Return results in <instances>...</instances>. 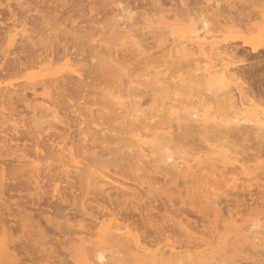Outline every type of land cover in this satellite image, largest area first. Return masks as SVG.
<instances>
[{
	"label": "rangeland",
	"instance_id": "374dc122",
	"mask_svg": "<svg viewBox=\"0 0 264 264\" xmlns=\"http://www.w3.org/2000/svg\"><path fill=\"white\" fill-rule=\"evenodd\" d=\"M21 1H24V0H21ZM41 1H45V2L43 3ZM41 1H40L41 6H39L38 9L41 12H44L45 14L47 13V16L45 15L46 17L50 18V16L53 17L55 14H57L56 12H53V10H52L53 8L50 5L52 2L51 0H41ZM102 1L103 2L106 1L107 3L103 4ZM151 1L152 0H75L74 2H72V0H69V4L77 3V5H79L77 7L78 8L77 11H76V8H74V6H77V5L72 4L75 11L72 10V8H71V10H69L70 12H68L69 14L67 13L69 16L67 14H63V16L60 17V19H59V22H61V23H58V22L53 23V21H52L53 18L51 17L50 18L51 24L49 23V25L44 26L41 31H39L38 28L34 27L31 22L30 23L27 22L28 20L25 17L21 18L20 15L18 16L19 18L17 19V21L12 22L10 20L7 22V26L9 28V32H7V33H9V34L6 33L5 38H3L1 40V43L3 44L2 48H4V49L7 48V46L9 45V42L12 38L16 39L14 42L16 43L17 47L19 46V44L21 45L23 42H24L26 48H27V46H29L30 42H28V44H27V41H29V40H25L21 43L19 42V41H21L19 30H21L23 23L26 21L25 22L26 27L25 26L24 27L26 29L29 28L28 34L32 33V37H34L36 34H38V35L41 34L42 36H44L45 34L50 33L51 31H49V30H51V29L56 30V32L58 31L57 32L58 33L57 39L52 38L54 45L52 47L53 48V53H52L53 60H51V61L52 62L54 61L56 53L60 57L56 56V59H55L56 61L54 63H52V65L50 64L51 61L49 62V60L52 59V57H51L47 61L46 60L42 61L41 62L42 64H40V63L37 64L36 68H34V70L32 69L33 67L28 68L24 72L27 74L26 77H30L28 79H25V77L22 78L20 76L15 77V78L14 77H11V78L6 77L4 79V82H3L4 84L7 82H12L16 86L18 84H21L19 82V80L20 81L22 80V82L24 80L33 81V80H35L34 79L35 77L38 78L39 82H41L40 79L44 78L42 82H45V81H47L46 78H48V80H50L51 78H54V76H56V77L58 76L56 80H59L58 78H61L63 81L65 79H68L70 81V79L72 77H73L72 79H75L77 77L75 74L71 73V69L72 68H78L77 71L80 73V70H81L82 74L80 73L81 74L80 80H79V78H76L78 80H75V82L76 81L77 82L78 81L83 82V84L86 85V88L83 84L76 83L74 85V87L73 86L71 87L72 90H70V91H72L71 92L72 94L74 91V94L72 97V94H70L71 96H68L69 95L68 93H70V91L68 89H70V86L73 85L74 80L71 79L72 84H71V81L70 82L68 81L70 84L67 81H65L66 86H65L64 90L66 89V87H68L65 91L63 90L64 86L62 85V83L64 84V82L59 81L57 83V85L59 84V86H61L62 91L65 92V94L64 93L63 94L67 95L69 97L68 98L66 96L67 98L65 99V96H62V93L59 94V92H58L59 96L63 97V99H61L62 101L60 100V97H59L60 101H58V102H62L64 104V106L62 103L57 105V106L60 105L62 108L61 109L59 107L60 111L58 109V111H59L58 113H59V115H61L60 116L61 122L52 119L50 115L44 116V114H45L44 112H43L44 117H42V114H41L42 111L41 110H43V109H41L42 106H40V103H39L40 101H42L40 96H35L34 97L35 101L33 98L28 99V100H31L30 106L33 104V102L36 103L39 101L38 102L39 105H38V103H36L34 106L32 105L33 109L32 108H29V109L25 108L23 106V103L21 105V101L16 102L15 106L17 105L16 106L17 109H16V111L14 110L15 115H14V112L12 110H8L10 112L11 111L13 112V113L11 112L10 114H8L9 113L8 111L7 112L3 111L0 108L1 114L6 113L5 116L0 115V117H1L0 118V151H1L0 152V160H1L0 161V177H1L0 178L1 179V181H0V207L3 208V209H0V245H1L0 246V253H1L0 259L2 258L1 259L2 262L0 261L1 262L0 264H3V263L4 264H13V263L14 264H96V262H97V264H152V263L153 264H171L174 261H176L177 259L180 260V258L182 257V254H183V257L186 255H187L186 257L189 256L188 257V261L190 260L189 264H264V238H263V236H264L263 235V233H264V228H263V226H264V124L259 123L261 121L257 120L259 118H260L259 120H264V52H262V51L259 53L253 52L251 49V46H250V42L254 43V44L264 42V17L261 18L258 16L259 17L258 18L256 16L258 21L255 17V13L258 14L257 11L260 9V6L262 4L264 5V0H261V2L258 0V3H257V1L255 2L256 4H258L259 7L256 4L254 5L253 2L255 0L253 2L250 0V2L253 3V6L250 5L251 3L249 4V2H248L249 0L248 1L241 0V1H244L243 3L239 2V0H237L239 3H241L239 5L244 6V7L247 5L249 7L250 10L249 9L245 10L243 7H242V9H244L245 11L248 10V12H250L249 13L250 16L254 13V16H253L254 18L250 19L249 22L242 21V23L240 22L239 24H238L239 20L235 18V15L233 13L235 8L240 10L241 7L238 8V6H237L238 3L233 5L235 0H220L221 3L218 0L219 8L221 10L219 8L218 9L221 12L223 10H225L222 12L224 15H225L224 12H226V10H228L227 12L231 11L229 13L226 12L227 14L225 16L227 17V19H225L226 17L223 16V14L221 13V15L224 19H222L220 16V18L222 19V21L220 19V22H224V21L228 22L229 20H231L229 23L225 22V24H226V26L228 24H229L228 26H231V25L232 26L229 29L227 27L228 30H224L222 28H225L226 26L224 24H222L223 27L220 26L221 27V29H220V27H217V25H219V22L217 21L216 22L217 25L216 24L213 25L215 23L214 22L215 20L212 17L213 15H209V16H211V18H210V20L207 18V20L210 21L212 23V26H213L211 29L213 32V33L211 32L212 38H210L209 40L211 42L213 41V43H217L216 46H218V47H220L222 45L221 46L222 48L220 47V49H224V44H227V42L225 43L226 39L227 40H230V39H236L237 40L235 42L236 45L234 44V42H232L233 45L231 44L229 48L225 49L226 53L229 55L224 54V51H222L223 59L226 60V62H227V63L225 61H223L224 63L221 62L223 64H219L220 61H218L219 59L217 60L218 56L214 55L215 54L214 52L216 50L214 51V50L210 49V47L209 48L206 47V46H208V44H205L204 45L205 48H203L202 50H199V47L197 46V44L192 43V39H188L191 42L188 41L187 39H185L187 41L183 42L184 43L183 47H182V44H178V47L175 46L178 42L181 43L180 41L184 40V37L186 38L187 35L191 34V33L189 34L187 32V29L189 31L193 26H195L196 24H199L198 22H196L197 21L196 18H195L196 20H194L195 15H194V17H192L191 16L192 13L191 14H188L187 12L185 13V11L188 10L189 8H190L189 9L190 11L193 10V9L191 10V7H190L191 4H190V6H188L189 5L188 3L192 2L191 0H189V1L186 0V1H188L187 6L189 7L188 8L186 6L187 9L182 7V5H180L178 7L177 4H179V0H160V1L154 0V2H157L158 5L160 3H163L161 5L162 9L159 7L163 13L158 9V7H157L158 5H156V3H154L155 5L152 4L153 2H151ZM158 1L160 3H158ZM195 1L197 2L198 0H193V2H195ZM237 1H235V2H237ZM9 2L12 3L13 8L16 9V7H14V5H13L15 2L13 0H9ZM28 2H30V4L32 3V5H33L36 2V0H28ZM101 2H102V4H101ZM193 2H192V5H196V8L194 6H192L194 8L193 13H195V14H196V11H195L196 9L197 10L200 9L199 11L202 10L204 12L203 14H205L206 9L208 8V4H209V7L212 5V7H210V9H208V12H210L211 9H213L215 7V4H213L214 1L212 2V0H201L200 2L198 1L199 4H197L196 2H195L196 3L195 4ZM229 2H231V3H229ZM48 3H50L49 7L51 6V8L48 7V5H47ZM173 3H174V7H173ZM205 4H207V5H205ZM220 4L221 5L224 4L223 7L225 5L226 6L224 8H221ZM231 4H232V6H231ZM120 5L121 6H127L128 5L129 9L132 8V14L137 12L136 13L137 15H135V16H139V14H141V16H144L145 18L147 17L148 20H150V21H145V22H147V23L153 22V24H150L149 26H146V27L143 26V28H142V25H141V24H143V22L141 21L142 17L141 16L137 17V18H139L138 20L136 18L137 23H138V26L137 25L136 26H137V28H139V26H140V28H142L143 32H141V33H145V34H143V35H145V37H146V31L149 32L150 29H151V31L154 32V30H155L158 33L161 29H159V31H158V29H156L157 26H164V27L167 26L166 29L168 31H166V34H163V33H165V31L163 32V30H165V28L163 27L164 29H162V31L160 32L161 35L158 33V35H157L158 37L156 36L155 33L153 34V32H152V35L156 36V37L155 36L153 37L151 35L153 38L151 36H148L151 33V32H149L147 37H146L147 39L146 38L141 39V41H142L141 46H140L139 42L137 41V43L140 47H138L133 41H129V38H128V40H127V38H124V41H123V39L118 40V41L116 40L115 41L116 45L114 46V49H116V50H114V51H116L117 54H115V55H117L118 58L123 56V59L121 58V59L115 60L116 57L115 58L112 57V58H114L115 61L119 60L118 62H121L123 60L122 63L124 65H129V66H126L125 69H122L119 74H116L114 77L110 78V80L111 79L114 80L113 81L114 83L112 81H110V83H108L106 80H104L102 82L101 79L103 77H104V79H106V78H108V76L102 77V75H101L102 78L98 77V75H99V74L97 75L98 69H97L96 75L93 74L96 71V68L98 66L95 67V70H94V68L91 67L92 70L91 69L90 70L92 73L90 71L88 73H86L85 72V71H87V70H85L86 65L83 66L82 64L89 63L90 66H91V64L94 66V62H96L95 56H97V54H98L97 52H98L99 48H93L94 50H92L91 47H93V46L96 47V45L98 44V42L96 40H99L100 39L99 37H101V39H100L101 41L104 39L103 36H99L100 33L98 35L97 30H95V29L99 28V30H103V29L105 30V28H103L104 26H108V27H109V25L111 26V24L113 22L112 19H113L114 15L117 13V11H118L117 8ZM152 5H153L154 9L151 8ZM175 5H177V6H175ZM203 5H204V9L202 8ZM69 6L72 7L71 5H69ZM171 6L173 8L172 9L173 11H174V8L176 9V7H178L179 9L184 8V9H180V10H183L184 13L186 14L185 15L182 12L184 14V16H188V17L184 18L182 13L178 12L180 10H176L175 13L178 12L180 14L179 16L175 14L176 17H183L184 19L183 18L174 19L173 16H175V15H173L172 17H171V15H169L170 13H172V10H170V8H169ZM197 6H198V8H197ZM90 7L93 8L91 12H89ZM155 7H157V8L155 9ZM205 7H207V8H205ZM248 7H246V8H248ZM166 8L169 10V12L167 11L168 12L167 16L165 15L166 10H167ZM251 9H252L253 13H251ZM73 12H75V13H73ZM208 12H206V13H208ZM71 13L74 14L77 18L74 15L70 16ZM142 13H144V15H142ZM230 13H232V15H233V16L231 15L232 19H231ZM30 14L32 16H35L36 12L31 11ZM93 14H94V16H93ZM162 14L165 16L160 18V16H162ZM173 14H174V12H173ZM209 14H212V12ZM228 14H229V16H228ZM235 14H236V12H235ZM65 15H67V18H64ZM103 15H105L106 18ZM90 16H91V18H89ZM71 17L76 18V19H73L74 20L73 24H71V22H69V20L72 19ZM92 17H93V19H92ZM103 17L106 20H102V19H104ZM191 17L193 18L194 21H192ZM228 17L230 18L229 20H228ZM88 18L93 22H90V20ZM212 18H213V20H212ZM233 18L236 19L235 20L236 22L233 21ZM64 19L65 20L68 19V20L65 21ZM178 19H180V20H178ZM20 20H21V22H20ZM88 20L91 24L88 23ZM97 20H99V21H97ZM139 20H140V22H139ZM2 21H4V20H2ZM18 21H19V23H18ZM232 21L235 22V23H233L234 26L232 24ZM100 22H102V23H100ZM210 22H209V25L211 26ZM243 23H244V26H239L240 24L243 25ZM247 23H250L249 25H250V27L252 25V28L247 27L248 26ZM66 24H67V27H66ZM235 24H238V25L235 26ZM86 25L88 27L89 26L94 27L93 30H90V29H92L91 27L87 28ZM75 26L77 27V29H79L78 26H81V27L78 31H76L77 29L75 28ZM214 26H215V29H213ZM70 27H71V29H70ZM232 27H234V28L232 29ZM240 27L243 29L244 28H247V29L250 28L252 31L250 29H248L249 31L247 29H245L246 34L243 32L245 35H243V33H242V35H243L242 37L238 36V34H237L238 32L237 33L232 32L233 30L245 31V30L241 29ZM65 28L67 31L64 30ZM81 28L88 29V31L90 30V32H87L86 30H81ZM152 28H155V29L152 30ZM60 29H62V31H60ZM68 29L70 31L76 29V30L72 31L71 33L78 32V34H79V31L87 32V34H85V33L83 34V37L80 38V40L78 41V44L74 43L76 45V47H74L75 45L70 44V43L74 42V41L76 42L78 37H80V36H78L77 33H76V35L72 34V35H74V37L78 36L75 39L72 35L69 34ZM63 30L66 33L65 32L63 33ZM99 30H98V32H99ZM103 32L101 33V35L105 36V33L103 34ZM137 32H140V31H137ZM189 32H191V30ZM88 33H91L92 37L94 36L93 39L89 40V42H88V39L92 38V37ZM65 34L67 35L66 37H65ZM95 34H97L98 36ZM79 35H82V34H79ZM84 35H85V37H84ZM164 35H166L167 37L165 36V39H163L164 40L163 41V40H161V37L163 36V38H164ZM71 36H72V38H71ZM63 37L66 40H63L64 39ZM137 37L139 38V36H137ZM158 38L160 39V41H158L159 40ZM174 38H176V39H174ZM242 38H246L249 41V43H246L244 45ZM94 39H96V40L94 41ZM153 39H156V41ZM138 40H140V38ZM56 41H59V42H56ZM64 41L68 42L70 45H72V47H71V46L67 45L68 43L67 44L65 43L66 45L64 44L66 50L70 48L68 52H71V53L73 52V53L71 55H68L66 58L65 57L61 58V55L63 54V51H64V48L62 45L64 43ZM96 42H97V44H96ZM131 42H133V44H135L136 46L132 45ZM102 43H103V41H102ZM91 44H93V46ZM58 45L61 46L63 49L62 48L60 49V47ZM173 45H174V48H173ZM12 47L13 46H10V47H8V49L11 50L10 48H12ZM54 47H55V49H54ZM233 47H235L236 49ZM74 48L78 51L76 52V50ZM77 48H79V49H77ZM112 48L113 47H111V49ZM170 48L172 51H170ZM175 48H179V49L181 48L182 50L181 49L180 50L175 49ZM231 48L234 49L233 51L235 52V54H234V52H232V50L230 51ZM81 49L83 51H81ZM96 49H98V50L96 51ZM105 49H104V47L102 48V50H105ZM220 49H218V50H220ZM176 50H177L178 54L181 51L182 52L186 51V53L183 52L182 53L183 56H181V54H179L181 57L180 56L177 57L178 55H175ZM114 51L113 50L110 51V53L112 52L113 56H114V53H113ZM199 51H201V52L203 51L204 54H206L208 52L207 54L210 56L212 62L216 61V60L218 61V62H213V63H216L215 69L216 68L218 69L220 66L223 68H225L227 66L228 72L230 74H232V72H233V76L235 75L233 77L234 80H233V78H228V79L225 78L226 80L223 81L224 83H222V84L216 83L217 84L216 85V84H209V82H207L206 79H204V80L203 79H197L195 77V75H197V76L199 75L198 77H201L202 75L200 76L201 71H199V72L195 71V72H198L197 74L194 73L193 70H195L194 69V67H195L194 64L196 63L195 61L198 62L200 60H203V61H200V64H199L200 66H202L203 62H206V60L204 58H205V56H207V54L205 56H203V53H200ZM78 52H82L80 56H79L80 53L78 54ZM101 52H104V51H101ZM106 52H107V49H106ZM76 53L78 56H76ZM108 53H106V54L104 53V56L107 55ZM165 53H167V55H166L167 57H168L169 53H170L169 56H172L171 54L173 53L174 55L171 57V59L173 57H175L176 58L175 61H173L174 59L173 60H169V59L167 60L166 56H165V58L167 61L164 60L165 59L164 58ZM222 53H220V56L222 55ZM73 54H74V56H73ZM85 54H86V56H85ZM88 54H89V57H90V55H92L91 56L92 59L88 58L89 59L88 60L86 58V60H88V61H86V63H85V61H84L85 58H83V56L88 57ZM53 55H55V56H53ZM147 55H148V57H146ZM213 55H214V57H213ZM232 55H234V58L232 57ZM110 56H111V54H110ZM149 56L150 57L153 56V57L150 58ZM202 57H204V58L202 59ZM212 57H213V59H212ZM225 57L227 59H225ZM177 58H181V59L178 60ZM229 58L231 59V61L233 60L234 62L232 61L229 63ZM124 59L129 64L126 61L125 62L127 64H125ZM238 59H240V61H238ZM78 60L79 61L81 60V62H79ZM242 60H244V61H242ZM68 63H70L71 65L67 66ZM73 63H74V65H72ZM143 64H144V66H143ZM46 65H47V68H46ZM87 66H88V64H87ZM90 66H88V68H90ZM95 66H96V64H95ZM59 67H60V69H59ZM93 70H94V72H93ZM64 71H67V74H66L67 76L65 75L67 78L63 79L64 74L62 75V72L66 73ZM68 73H71L73 75V76H71L69 74L71 76L70 79L68 78V77H70L68 75ZM31 74H33V75H31ZM83 75H84V77H83ZM19 77L21 79H19ZM95 77H97V78H95ZM202 78H204V77H202ZM9 79H11L12 81H10ZM14 79H16V80H14ZM98 79H100V81ZM56 80L54 79L53 82H57ZM107 80L109 81V79H107ZM238 80L241 81V83ZM127 81L131 82V86H130V83H128ZM15 82H19V83H15ZM49 82L51 83L52 80ZM49 82L47 81L48 84H49ZM237 82L240 83V84L238 83V87L236 85ZM141 83H142V85H141ZM137 84H139L141 86H139ZM0 85L2 86L3 84H0ZM54 85L57 86L56 83H54ZM40 86L41 85H39L38 87H40ZM80 86H82V88ZM129 86L131 88H134V89H132L133 91H131L133 93L129 92L130 95H128L127 98H125V95L127 94V90L125 88H130ZM38 87H37V91L42 89L41 87L40 88H38ZM241 87H243V89H242V94L240 95V93L238 92V88L240 89ZM100 91H102V92H100ZM75 92H77V94ZM78 92H79V94H78ZM26 93H27L26 94L27 97H29V96L33 97L32 93L30 91L28 92V90H27ZM98 97H100L101 99H104V103L102 102L103 100H100V98H98ZM122 97H124V99H125V100L123 99V102H125V103L127 102L125 104L126 108L124 106H123L124 107L123 108L121 105H119L120 107H117V105L112 107V105H114L115 102L120 100ZM173 98L179 99L177 102L181 103V106L179 105L180 108L176 109L175 113H174L175 115H180V116L182 115L180 117V119L177 121L175 119H173L174 115L169 114V111L171 110L169 108V105L172 104ZM97 99L99 100V102ZM95 100L99 104H101V103H103L104 105L106 104V106L104 107V105L102 104L103 107H101V105L99 107L98 106L99 104H97L96 102H93ZM129 100L130 101L132 100L133 102L135 101L136 103L141 104V106H139V105L138 106L141 107L142 110H145L144 111V114L146 115L145 117L151 116L150 118L143 120L144 119L143 114H140L139 119H137V121L134 122V124L136 122L139 123L138 125L141 126L139 128L140 130L138 128H135L136 130H132L134 127H138V126H134L132 124L128 125V123H130L132 121H130V122H129V120H128V122L126 121L127 116L129 114L134 113V110H135V107L130 104L132 101L129 103ZM151 102H153V103H151ZM240 102H243L244 104L249 103L250 105L252 103H254V104H252L253 106L252 105L250 106V110L243 111V110L238 109V107L244 106V105H241ZM112 103H114V104H112ZM72 104H74L75 106L74 105L72 106ZM110 104H112V105H110ZM77 105L82 106V107L80 106L81 107L80 110H79V108L77 110V107H78ZM184 105H186V106H184ZM254 105H255L256 110L253 108ZM36 106L40 107V108L39 107L38 108H39V110L41 109L40 110L41 112L38 111V108ZM138 106H136V107H138ZM96 107L98 109L100 108L101 112L103 109L104 113L99 114L100 111L99 112H98V110L96 111L95 110V109H97ZM251 108L253 109V111ZM34 109H36L37 111ZM109 109H112L111 112L109 111ZM191 109L192 110L195 109L198 111L200 110L199 111L200 113H205L206 116L209 117L208 119H206L207 121L203 122L204 128H205V123H207V125L210 123V126L206 125L207 130H205L203 128V130L208 131V132H205L202 129L197 128L198 126H195L198 121L197 122L195 121L196 122L195 123L191 120L185 119L188 116V114L190 113L187 111H190ZM70 110H74V112L70 111ZM2 112H5V113H2ZM94 112H95V114H98L101 116L96 117ZM18 113H21V114L17 115ZM32 113H36V114L34 115ZM109 113H111V114H109ZM261 113H262V115H261ZM39 114H41V115H39ZM107 114H109V115H107ZM6 115L8 116V118L9 117L10 118L9 119L6 118L7 117ZM30 115H32L33 120H31ZM110 115H112V116H110ZM208 115H210V116H208ZM243 115H246L247 117H250V118H251V116L252 117L257 116L256 119L254 117L253 118L256 121H258V123L256 121H253L254 119L252 120V122H243V121L232 120V118L234 116H237V117H239V119H241L243 117ZM11 117H15V118L17 117L16 119H20V122L16 123L15 121H17V120L14 118L11 119ZM24 117L26 118V120H24L25 119ZM101 117H102V119H101ZM217 117L218 118L221 117L222 119H224L222 121H221V119L218 120L217 123L220 124V126L223 125L226 128L227 127L226 125H230V127L232 125L231 128H233L234 126H239V125L242 126L244 124L246 131L243 130L244 126L243 127L239 126L237 128V130L239 129L238 131L236 129H233L234 131L230 130V132H229V130H228V133H227L225 131L229 127L226 128V130L224 129L223 126L221 128H219V126H217L218 124L214 120V119H217ZM48 118H49V120L51 118L52 121L51 120L49 121ZM62 118H63V120H62ZM95 118H97V119L95 120ZM7 119H8V121H5ZM29 119H30L29 123L31 122L30 125L27 122ZM182 119H184V120H182ZM43 120H45V121H43ZM46 120L48 122H50V125ZM120 120H122V123H120ZM230 120H231V122H230ZM24 122L27 125H25ZM56 122H58L59 124ZM101 122L105 123V124L103 125ZM126 122H127V124H126ZM201 122L202 121H200V123ZM35 123L37 124V128L35 129V131H32V130H34L33 128H35ZM52 123H53V125H51ZM100 123L103 127H107V126H114L115 127V125L117 126V123H118V126L121 124L119 127H117V129L119 131L116 130V128H115V130L118 131V133H116V132L115 133L118 135V138L120 137V140L123 142V144L121 143V141L119 139H115V141L111 142L112 140H110V139L113 138V140H114L115 136H112V137H110L111 135L107 136V138L108 137L110 138L109 140L107 138H103L102 136L107 134L106 130H103L102 132L98 131L100 133L98 135H101V137L103 138V139L102 138L101 139L105 140L104 142H102L103 146L107 144V141H108V144H111V145H109V147H111L114 144V142L115 143L118 142V146H119V144H122V145L129 144V143L135 142L136 138H139L140 139L139 142H142V143H140L141 144V153L138 152V154H139V155L137 154L138 157L136 154H135L136 156L132 155L135 150H133V151H131V150L135 149V148H132L131 150L128 149L129 155L132 152L131 156L133 158L134 157L138 158V161H136L135 159L134 160L136 161V163H138L139 169L136 171L128 169L129 171H132L131 173L133 174V176H131L132 175L131 173H127V172L125 173L124 172V169L126 167H128V166L131 167L132 161H131V163L129 162L130 165H126L128 163L124 162V161L128 162V157L126 158V156H124L125 157L124 158L122 156L124 159L122 157H118L121 159H117V157L115 155L116 160L113 159L114 157H112V156H110L111 159L109 158L110 160H108L107 157L109 155L106 156L104 154L105 155V157H104L102 154H100L103 151V150L99 149V147H100L99 144L101 142L99 140L100 136L99 137L96 136L97 130H100ZM123 123H124L126 128L124 127V125H122ZM200 123H198V124H200ZM47 124H48V127H47ZM106 124H107V126H106ZM11 125L17 126L19 128L18 130L23 132L24 135H26V138H28L27 135L34 134L35 136H33L31 138L33 139V141L35 143H33L32 140L30 141V139H26V138L25 139L20 138L18 140L17 139L18 134H16L17 136L16 135L14 136L12 131H11L12 134L10 133L9 128H11V129L13 128ZM8 126H9V128H7ZM20 126L21 127L23 126V128L20 129ZM215 126H217L218 128H215ZM26 127L27 128L29 127V130L31 129V131L33 133H31V131H29V130L27 131ZM53 127H55V128H53ZM5 128H7L6 133L4 132ZM25 128H26V131L28 133L30 132V134H28L25 131ZM111 128H113V127H111ZM22 129H24V130H22ZM101 129H104V128H101ZM36 130H39V131H36ZM164 130L165 131L168 130L171 133V136H170L172 139L171 141H167L166 139L160 138L159 136L161 134L158 137H153V134H149L151 132L153 133V131L154 132H164ZM7 131H9V133H7ZM120 131H121V133H120ZM139 131H142V132H140L141 134L143 132H145V133H143L141 135L139 133ZM48 132L50 134L55 132L54 134H56V136L54 135L52 137L51 135H49L50 137L48 138V134H49ZM103 132H106V133H103ZM236 132H238V133H236ZM147 133H148V136H145V134H147ZM111 134H114V130H112ZM2 136H3V138H2ZM4 136H5V138H4ZM59 136H60V138H59ZM95 136L98 139H96ZM45 137H47V139H46L47 143H50V144L46 143ZM63 137H64V139H63ZM13 138H15V139H13ZM57 138L60 140H57ZM130 138H131V140L134 139V141L131 142ZM40 140L43 142L45 141L44 143H46V144L42 146V144H39V143H41ZM55 141H57V142H55ZM119 141H120V143H119ZM127 141H128V143H127ZM225 141L229 142L228 149L230 150L231 153H227L228 149H226V146L223 144ZM3 142H5V143H3ZM51 142H52V144H51ZM16 143L17 144L19 143L20 148H23L24 146H25V148L27 146L30 147L31 145H29V144L33 143L32 144L33 147L31 146L33 148V150H32V148H29L30 151H29V149L25 150L24 148H23V150L34 153L33 155L35 157L31 153L29 154V152H23V150L19 148V145H18V147H16V145H17ZM54 144L56 145V147L53 148L52 146H54ZM93 144L96 145V147H93L94 146ZM220 144H221V146H220ZM59 145H63L64 149L66 147L65 151H68L67 148L70 147L73 150L72 154H73V157L76 158L75 160L77 161L78 159H80V162L78 160L79 164L77 165L78 168L80 167L79 168L80 173L77 174V169L75 168L74 161L68 162V161L64 160V158H63L62 162H61V158H62L61 155L65 156L64 154L66 152H64V154L60 153V156H61V157L59 156L60 161L59 160L56 162L53 161L54 156L56 157L57 155H59L58 154L59 149L57 148V147H59ZM116 145H113V146L116 147ZM13 146L18 151H16L15 149H14L15 151H13V149H12V148H14ZM46 146L51 148L52 150L55 149L57 154L55 153V150H53L54 152L51 149L48 150L49 148H47ZM222 146H224L225 148H223ZM105 147H107V146H105ZM105 147H104V149H105ZM169 147H171V150L174 152L177 149L182 148V150H187L189 152V156H187L188 155V153H187L186 157H188V158L191 156L194 157L191 160L188 159L189 160L188 164L190 165V168L188 171L185 170V171H182L179 173L178 170H176L178 173L175 172L177 174L174 175L175 170H173V172H172L171 171L172 169L169 170V168H167V167H166L167 169H164L162 167L163 164H162V161L160 159L163 158L162 156H163L164 151L166 150V148H169ZM10 149H12V150H10ZM71 149H69V150H71ZM97 149H99V150L96 152ZM211 149H213V151H211ZM11 151L15 152V153H12ZM104 151H106V150H104ZM19 153H22V154L20 155ZM24 153H28L29 155L28 154L26 155ZM37 153H39L40 155ZM45 153H46V155L50 154V155H48L49 157L54 155V153L56 155L52 156L51 158L46 156L47 158L44 159ZM97 153L100 154L101 158L99 156H97L98 155ZM89 154L95 158L93 159V157H91ZM15 155H16V157H15ZM22 155H25L24 157H22V160H24L27 157V161L26 160H24V162L21 161L20 156H22ZM76 155H78V156H76ZM37 156H39V157H37ZM82 156H83L84 160H83ZM139 156H140V158H143L144 160H148L149 162L148 161L147 162L142 161V159H139ZM205 156H210V157L207 158ZM6 157H8V158L6 159ZM17 157L20 160L15 161V160H17ZM42 157H43V159H42ZM57 157L54 160H57ZM66 157H68V156H65V159H66ZM103 157L107 159V161L105 159L106 162H104V159H102ZM132 157H129V160ZM153 157L158 158L157 163L159 165L156 163V165H158V167L155 165L156 168L152 165L153 162H156V161L151 162L152 161L151 159ZM13 158H14V160L11 161V159H13ZM236 158H237V161L235 160ZM85 159H87V162ZM112 159H113V161H111ZM203 159L205 162L204 161L202 162ZM63 160H64V162H63ZM117 160L118 161L120 160V162H122L121 160H123L124 163L123 162L122 163L125 164L126 167L125 166H124V168L121 167L122 163L119 162L120 163L119 164ZM109 161L111 162V164H114V161H116V163L114 165L119 166L122 169H120L118 167L119 169L117 170L116 169L117 167L114 168V167L110 166V164L108 163ZM243 161L244 162L246 161V163H243ZM12 162L14 164L17 163L16 166L17 165L18 166L15 168L12 167L13 166ZM195 162H196V164H195ZM206 162H207V166L209 167L208 169H206L207 168L206 166L204 167V164ZM4 163H6V164L8 163L7 167ZM9 163L11 164L10 168L11 169L14 168L15 170H10V168H8ZM19 163L21 165L24 164V166H19L20 165ZM58 163H60L61 166H58L59 165ZM86 163L90 167L89 166L86 167V168H88L87 172L89 170V173H88V177L85 175V174H87V172L84 174V176H86V177L83 178V180H82V183L84 186V188H83V186L80 184V180H77V176H79V174H81L80 169H82L83 164H86ZM240 163H242L243 165H241ZM48 164L50 166H51V164L54 165L55 170L53 171L52 170L53 168H51ZM67 164H72V165L68 166ZM161 164H162V166H161ZM244 164H245V166H244ZM106 165L110 166V167H107L108 172L104 169L106 167ZM199 165H201V166L203 165L202 168L199 167ZM40 166L42 168H43V166H45L43 168L44 171L41 169ZM55 166L58 167V170H57V167L55 168ZM196 166H197V168H196ZM30 167H32L31 168L32 171H31ZM33 167H34V171H35L34 173H33ZM198 167L200 168V170ZM4 168L6 169V171L9 170L8 172L10 175H8V173H7L9 178H7L8 176H6V172H5ZM27 168L30 169L29 170L30 173L26 170L29 173L27 175L28 176L27 178H29V176L32 178L33 175H37L38 172H39L38 175L41 174L39 177L40 180L39 179L37 180V184L39 186L34 183V181H35L34 178H32L33 184L31 183L32 180L31 181L28 180L29 182H27V180H26L27 178L25 179V174L21 173L22 171L26 173V171H24V169H27ZM86 168H84V169H86ZM241 168H242V170H241ZM133 169H135V168H133ZM205 169H206V171H205L206 174H204V177L201 176L202 178L206 177L210 183H213V181L216 178L218 179V180L216 179L217 180L216 182H217V185H218V183H219V185L216 186V189H213V190L214 191L216 190L218 192L219 191L222 192V195H220V192L218 193L215 191L216 194L218 193V195H216L217 198H215L216 197L215 195L212 196V193H211V196L210 195L208 196V193L210 191L207 192L206 189L204 188V185H202L203 182L199 181L201 177L200 176L198 177V175H202L204 173ZM215 169H216V173L217 172L219 173V174L217 173L219 176H217V174L214 173ZM64 170H65V173H64ZM75 170H76L77 175L74 174L73 178H71L72 177L71 174H73V173H71L70 171L75 172ZM119 170H123V172L125 173V176L123 175L124 173L120 172ZM126 170H127V168L125 169V171ZM165 170H166V172H164ZM198 170L200 171V174L197 175ZM223 170H224V173L227 172V174L220 172ZM45 171L49 172V174L51 171V173L53 172V175L54 174L56 175L57 172H59L60 174L57 173V175L59 177L53 176V178L50 174V178H49V177H46L48 174ZM109 171H110V173H109ZM167 171H171L173 174L170 172H167ZM66 172L68 174L70 173L69 177H68V174ZM104 172L106 173V176H107V178L105 180L108 179V182H112L111 183L112 186L107 181H106L107 183L103 181L105 186L106 185L107 186L105 187L103 185V187L101 188L102 190H101L100 187L102 186L101 184L103 182L99 181V180L103 179V178H101L100 174H102ZM192 172H195L196 175L193 173L194 175L190 176V174ZM44 173H45V175L46 174L47 175L46 176L43 175ZM220 173H222V174H220ZM169 174H170L171 178H172V175H174V178H172V179L175 181L171 182L172 179L170 181L166 180L167 179L166 176ZM223 174L226 177V181L223 179L224 178ZM17 175H18V177H16ZM60 175L64 176L63 178H65V179L60 177ZM135 175H137V176H135ZM186 175H189L188 178L191 177L190 180L194 183V185L192 184L191 181L186 182L188 184V186L190 184V187H188L186 185V183H185V181L187 180L185 178V177H187ZM134 176H135V181H134ZM170 176H169V179H170ZM207 176H209V177H207ZM14 177H16V179ZM178 177H181V178H178ZM18 178L23 179L22 183H24V184L26 183L25 184V185H27V186H25L26 188L23 187L24 184L22 186V184L14 183L15 180L20 183V180H18ZM74 178L76 181H79V183L78 182L75 183L76 185H78V188L73 183V182H75ZM153 178L154 179L156 178L158 180L155 179L156 181L154 183ZM61 179H62V182L60 181ZM184 179H185V181H184ZM192 179H194V181ZM196 179H197V182H195ZM210 179H214V180H210ZM97 180L99 181V183L101 182L100 187L97 186V184H99V183L96 184ZM150 180H152L151 184H150ZM181 180L184 182L181 183L180 182ZM46 181L48 183L51 182L50 184H47L49 186H47V185L45 186V184L47 183ZM65 181H67V183ZM119 181H121V182L119 183ZM145 181L147 184L145 183ZM157 181H159V182H157ZM168 181H169V183H168ZM222 181L226 186L222 183ZM39 182H40V184H39ZM70 182H72L73 184H70ZM115 182L117 184H122V186L126 185V187L123 188L120 186H116L117 184ZM163 182H165V183H163ZM170 182H171V184H170ZM27 183H29V185L32 184L31 188L29 187L30 189L28 188L29 185ZM68 183L70 184V188H69ZM84 183H85V185H84ZM16 184H17V186L20 185L21 187L16 189V187H17ZM67 184H68V187H66ZM86 184H87V186H86ZM149 184H150V188H149ZM5 185L7 188L5 187ZM12 185H14V187L16 186L15 189H12ZM40 185H42L43 187ZM71 185H73L75 188ZM151 185H152V188H151ZM199 185L203 186V188L202 187H200V188L203 189L204 192L202 191L203 192L202 194H204V196L201 194V192H199V190L201 191V189L198 188ZM227 185H229V186H227ZM10 186H11L12 190L10 189ZM35 186L37 187V189H35ZM85 186H86V190H85ZM32 187H33V189H32ZM44 187L48 188V189H46V188L45 189L49 190L48 191L49 194L51 193L50 198H48V196H49V194H47L48 192L44 191ZM104 187L106 188L105 190H104ZM162 187H164V188L162 189ZM186 187H188V188H186ZM218 187H219V189H218ZM3 188L5 190L8 189L7 194L3 193V191H4V190H2ZM38 188H40V189H38ZM54 188L56 189L55 191L53 190ZM120 188L122 190L124 189V191L122 193H121ZM57 189H62V190H57ZM146 189H148V192ZM151 189H152V191H151ZM209 189L212 190V188H209ZM35 190H38V193L35 192ZM41 190H43L44 192H47L46 193L47 194L46 199H45V197H46L45 193H41V192H43ZM81 190H82V192H81ZM145 190L147 193L145 192ZM186 190H188V193H189L187 195L184 192ZM56 191H58V193ZM107 191H108V193L106 194L105 192H107ZM60 192L65 193L64 196H66L67 200H65V197L62 196L63 194L61 195ZM71 192H72V194H71ZM124 192H125V194H123ZM152 192H154V193H152ZM57 194L60 195V197H58V198H60L59 200L62 201V204H64L63 202H65L64 207L63 206L61 207L62 204H59L60 205L59 206L58 202L54 201L53 195L57 196ZM8 195L10 197H8ZM42 195H43V197H42ZM11 196H13V197H11ZM192 196L195 199H192ZM205 196H207V198ZM6 198L7 199L10 198L9 199L10 201L8 202V204L6 203V201H4V199L6 200ZM30 198L32 200H30ZM33 198L35 199V201ZM42 198H44V199H42ZM27 199H29L30 201ZM40 200H44V202H46L45 203L46 205L43 204V201H42V203L39 202ZM50 200H52V202H50ZM63 200H65V201H63ZM22 201L30 202L28 205L29 208L27 207L28 203L23 202V203H27V204H25L27 210L24 207L25 205L24 206L19 205L20 202H22ZM33 201H34L35 205L33 204V206H32ZM53 201L56 203L53 204ZM18 202H19V204H17ZM38 203H40L39 206H38ZM48 203H49V205H47ZM59 203H61V202H59ZM9 204H11V207L8 206ZM54 205L55 206L57 205L55 207V209L53 208ZM134 205L137 206L138 208L135 207ZM18 207H19L18 210L20 211V214L22 213L24 208L26 210L25 211L26 214L31 211L29 214H27L28 217H30L29 220H27L28 219L27 216H26L27 219L25 218L24 215H26V214L23 215V213H22V215L24 217L21 216V217H18V219L15 218V217H17V215L18 216L20 215V214H16L17 212L19 213V211L17 209H16L17 211H14L13 213L11 211L15 208H18ZM10 208H12V210ZM202 208H204L205 210ZM40 210H42L43 212ZM59 210H60V212H58ZM14 214H16V215H14ZM98 215H100V216H98ZM203 215H205V216H203ZM114 216H115V218H114ZM95 217H98L97 220L94 219ZM22 218L25 220H23ZM253 219H254V221L256 220L257 222L258 221L260 222V223L258 222L259 226L261 225V228L259 231L260 233L258 232V230H259L258 227H256V228L253 227V229L247 227L248 225H246V224H251L250 222ZM14 220H19L20 223L18 221L17 222L14 221ZM22 220L24 221L23 223L21 222ZM114 220H115V222H118L120 228H116L114 226ZM248 221H250V222H248ZM25 222H27L26 223L27 226L25 225ZM28 222H30L33 226L31 224H28ZM93 222L98 223V224L97 223L95 224L96 227L94 226ZM89 223H92L94 227L92 226V224H89ZM79 224H81V226L84 224H86V225H84V227L83 226L80 227ZM88 224L91 226H89ZM101 224H102V226H101ZM110 224H111V227H109ZM121 224H122V226H120ZM24 225L26 226V228ZM28 225H31V226L28 227ZM57 225H58V227H57ZM87 225L89 227H85ZM105 225H107V226H105ZM229 225H231V226H229ZM22 226H24V227H22ZM61 226H62V228H61ZM99 226H100V228H99ZM112 226L114 228H116V230H114V228H112ZM249 227H250V225H249ZM66 228H67V230H66ZM80 228L83 229L82 230L83 232L84 231L85 232L83 233ZM87 228H90V229H87ZM110 228H112V229H110ZM243 228H246V229L248 228V229L245 231V229H243ZM73 229L77 230V231L75 230L76 233H73L74 231L71 232ZM119 229H121L122 231H120ZM261 229H263L262 234H261ZM99 230L102 231L103 235L102 234L100 235L101 232ZM250 230H252V232ZM114 231H118L119 235L117 232L114 233ZM29 232H31V236L27 235V234H30ZM37 232H38V235H37ZM89 233H91V234H89ZM247 233L250 235L251 234H254V235H252L251 237H250V235H248L249 237L248 236L245 237V234H247ZM85 234H88V236L91 238L87 239L86 238L87 236ZM114 234H115V236H113ZM214 234H215V236H214ZM83 235H84V237H83ZM94 235H95V237H92ZM212 235L214 236L213 242H212ZM109 236H111V237H109ZM123 236H124V238H123ZM127 236H129V238ZM152 236H153V238H152ZM79 237L82 238L81 241H80ZM156 237H158V239L155 241ZM254 237H256V238H254ZM70 238H72V240ZM134 238H136L138 240V242H135L133 240ZM150 239L151 240L153 239V241H151ZM253 239H255V240L257 239V240L255 241ZM242 240H243V242H242ZM42 241L43 242L45 241L46 244L43 243ZM149 242L151 243V245H149L150 244ZM209 243H211V244H209ZM7 244L9 246L12 244L13 246L11 248L9 247L10 248L9 249ZM133 244H134V246L138 245V247L136 246V250H134L135 247L133 248V246H132ZM93 245H96V246H93ZM152 245H154V246H152ZM160 246H162V250L160 249L161 248ZM141 247H144L145 250H144V253L140 255L137 249L139 248V250L142 252ZM156 247L158 250L155 249ZM71 249H73V250H71ZM184 249H185V251H184ZM98 250L99 251L103 250L102 252L104 255V259L102 261H99L96 257V253ZM133 250H134V253H133ZM155 250H156V252L160 251V250L161 251H160V253H157V255H156ZM73 251H75V252H73ZM153 251H154V253H153ZM170 251L175 252V253L177 252V255L179 254V257L175 256V258H177V259L173 260L175 258H174V255H169L171 253ZM200 251H203V252H200ZM162 252L165 254H163ZM73 254H74V256H73ZM150 254L152 255V259H154L155 256H157L153 260L154 262H151L152 259L149 258V256H151ZM206 254H207V256H205ZM159 255H161V257ZM13 256H14V260H13ZM78 256H79V258H77ZM137 256H139V257L137 258ZM7 257H9V258H7ZM135 257L137 258V260L135 259ZM172 257H173V259H172ZM212 257H213V259H212ZM115 258H116V260H115ZM3 259L4 260L6 259V260L4 261ZM148 259H149L150 263L148 262ZM10 260H11V262H10ZM74 260H76V261H74ZM178 260L176 261L177 263H178ZM181 260H182V258H181ZM196 260H198V261H196ZM138 261H140V262H138ZM188 261H187V258L185 260V257H184L183 260L179 264H184L182 262H185V263L187 262V264H188ZM173 264H175V263H173Z\"/></svg>",
	"mask_w": 264,
	"mask_h": 264
},
{
	"label": "bare ground",
	"instance_id": "6f19581e",
	"mask_svg": "<svg viewBox=\"0 0 264 264\" xmlns=\"http://www.w3.org/2000/svg\"><path fill=\"white\" fill-rule=\"evenodd\" d=\"M13 1L15 2L13 5H14V7H16V9L13 8L12 3H10L9 0H6V1H5V0H0V84H3L2 86L0 85V108H1L3 111H6V112H7L8 110H12V111L14 112V110L16 111V109H17V108H16L17 105L15 106L16 102H20V101H21V105H22V103H23V106H24L25 108H28V109H29V108H32V109H33V106H34L36 103H38L39 101L36 102V103L33 102V104H32L33 106L31 105V106H32V107H31V106H30V104H31V100H28V99H31V98L34 99L35 96H40L42 101H40L39 103H40V106H42L41 109H43V110L40 109V110L42 111V113H41V114H42V117L47 116V115H50L52 119L61 122V121H60V116H61V115H59V113H58V112L60 111L61 106H60V105L57 106V105H58V104H61L62 102H58V101H60L61 99H63L62 96H65V99H66L68 96H71V95H70V94H72V93H71L72 91H70V90H72L71 87H72V86L74 87V85H75L76 83H78V84H83V82H79V81H78V82H77V81L75 82V80H78V79H76V78H79V80H80V78H81V74H82L81 70H80V73H81V74H80V73L77 71L78 68H72V69H71V73H73V74H75V75L77 76L76 78L74 77L75 79H72L73 77L71 78V76H73V75H72L71 73H68V75H69V74L71 75V76L69 75L70 77H68V78H69V79L71 78L72 80H74L73 85H71V86H70V89H68V90L70 91V93H68V94H69L68 96H67V95H64V94H65L64 91H65L68 87H66L65 90H64V88H65V86H66L65 81L68 82L69 80H68V79H65V80L63 81L61 78H58L59 80H56L58 76H57V77L54 76V78H51V77H50V78H51L50 80H48V78H46V80H47L48 82L51 81V80H52V82H53L54 79L57 81V82H53V83H52V82H51V83L49 82V84L47 83V81L42 82L44 78H43V79H40V78H39V79L41 80V82H39L38 78H36V77L34 78L35 80H33V81L24 80V81L22 82V80H21V81L19 80V82H20L21 84H18V85H16V86H15L12 82H7V83H5V84L3 83V82H4V79H5L6 77H9V78L14 77V78H15V77L20 76V77H22V78L25 77V79L30 78V77H26L27 74L24 73V72H25L28 68H30V67H33L32 69L34 70V68H36V65H37V64H39V63L42 64V63H41L42 61H45V60L47 61L49 58L52 57V53H53V48H52V47H53V45H54V43H53V41H52V38L57 39V34H58V33H57L58 31L56 32V30L51 29V30H49V31H51V32L45 34L44 36H42L41 34H40L41 36L38 35V34H36L34 37H32V33H31V34H28V33H29V32H28V29H29V28H28V29L25 28V27H26V26H25V22H26V21H25V22L23 23V26H22L21 30H19L20 38H21L20 40H21V41H19V40H18V41L21 43V42H23V41H25V40H29V41H27V44H28V42H30V43H29V46H27V48H26V46H25V44H24V42H23L21 45L19 44L20 47H19V46L17 47V46H16V43L14 42L16 39H13V38H12V39L10 40L9 45L7 46V48H5V49L2 48V45H3V44L1 43V40H2L3 38H5V34H6L7 32H9V28H8V26H7V22H8V21H10V20H11L12 22L17 21V19L19 18L18 16L20 15L21 18H24V17H25V18L28 20L27 22H29V23L31 22V23L33 24L34 27L38 28L39 31H41L42 28H43L44 26L49 25V23H50V21H51L50 18L52 17V16H50V18L46 17V16H47V13L45 14L44 12H41V11L38 9V7L41 6V3H40L41 0H36V2H35L33 5H32V3L30 4V2H28V0H24V1H21V0H13ZM51 1H52L51 4L48 3L47 5H48V7H49V4H50V5L52 6V8H53V9H52L53 12H56V13H57V14H55V15L53 14V15H54V16L52 17V18H53V19H52L53 23H54V22L61 23V22H59V19H60V17L63 16V14H67L68 12H70L69 10H71V8H72V10H74V8H76V11H77V9H78L77 7L79 6V5H77V3H74V4L71 3V4H69V0H51ZM74 1H75V0H74ZM74 1L72 0V2H74ZM156 1H157V0H156ZM159 1H160V0H159ZM159 1H158V3H160ZM188 1H189V0H188ZM188 1H186V0H179V4H177V3H176V4L178 5V7H179L180 5H182V7L186 8V9H187V7L190 6V4H191V6H190V7H191V10H192V9L194 10V8H193L192 6H194V7L196 8V5H192L193 0H191L192 2L190 1L191 3H188L189 5L187 4ZM198 1L200 2L201 0H198ZM198 1H197V2L195 1V2H196L197 4H199ZM213 1H214V2H213ZM219 1H220V0H219ZM235 1H237V0H235ZM235 1H234V4H233V5H235L236 3H238V4H237L238 8L241 7L240 10H238L237 8H235L234 12L232 11V12L234 13V15H235V18L239 20V21L237 20V21H238V24H239L240 22L242 23V21L249 22L250 19H253V18H254V17H253V16H254V13L252 12V9H251V13H253V14L251 15V16H252V17H251L250 14H249L250 12H248V10L245 11L246 9H249V7H248L247 5H246L245 7L239 5V4H241V3H239V2H242V3H243L244 1H241V0H239V2H238V1L235 2ZM246 1H248V0H246ZM251 1L253 2L254 0H251ZM256 1H257V3H258V0H255V1L253 2L254 5L256 4V3H255ZM259 1L261 2V0H259ZM41 2L44 3L45 1H41ZM76 2H77V1H76ZM102 2H103V1H102ZM102 2H101V4H102ZM151 2H153L152 4L156 3V5H158L157 2H154V0H152ZM195 2H193V3H195ZM212 2H213V4H215V7H214L213 9H211L210 12H208V9H210V7H212V5H211L212 3L210 4V5H211L210 7H209V4H208V8L205 7V8H207V9H206V12H208V13L205 12V14H203L204 12H203L202 10L199 11L200 9H199V10L196 9V10H195V11H196V14H195V13H193V10L190 11V10H189L190 8L188 7L189 9L186 10L185 13H186V12H187L188 14H191V13H192V15H191L192 17H194V15H195L194 20L197 19L196 22H198L199 24H196L195 26H193V27L190 29L191 32H189L190 30L188 31V29H187V32H188L189 34L191 33V34H190L191 36H190V35H187L186 38L184 37V40L180 41L181 43L178 42L175 46L178 47V44H182V47H183V44H184L183 42L187 41L188 39H192V43L197 44V46L199 47V50H202L203 48H205L204 45H205V44H208V46H206V47H207V48L210 47V49H212V50H214V51L216 50V51L214 52V53H215L214 55H215V56H218V58H217V57H216V58H217V60L219 59V60H218V61H220L219 64H223V63H224L223 61L226 62V60L223 59V53H222V51H224V54L229 55V54L226 53L225 49L229 48L230 45L232 44V42H234V44H235V42H236L237 40H236V39H230V40H227V39H226V40H225V43L227 42V44H224V49H220V47H221L222 45H221V46L219 45L220 47H218V46H216L217 43H213V41L211 42V41L209 40L210 38H212V33H213L212 30H211L212 27H213V26H212V23H211L210 21L207 20V18H208L209 20H210V18H211V16H209V15H213L212 17H213L214 20H215V21H214L215 23L213 22V23H214L213 25H215V24L217 25L216 22H217V21L219 22V25H217V27L222 26V24H224V25L226 26L225 22H227V21L220 22V19H221V18L224 19V18L222 17L221 13H222L223 11H225V10H223L222 12L220 11L221 9L219 8L218 0H212ZM248 2H249V4L251 3L250 0H249ZM104 3L106 4L107 2L105 1V2H103V4H104ZM196 3H195V4H196ZM220 3H221V1H220ZM227 3H228V2H227ZM229 3H231V2H229ZM232 3H233V2H232ZM253 3H251L250 5L253 6ZM72 4H73V5H77V6H74V8H73ZM162 4H163V3H160V4L157 6L158 9H159L161 12H162V10H161V9H162V7H161ZM249 4H248V5H249ZM69 5H71L72 7H70ZM118 5H119V4H118ZM154 5H155V4H154ZM177 5H175V6H177ZM187 5H188V6H187ZM205 5H207V4H205ZM223 5H224V4H223ZM223 5L220 4L221 8H224V7L226 6V5H225V6L223 7ZM227 5H228V4H227ZM256 5L258 6V4H256ZM42 6H43V5H42ZM51 6H50L49 8H51ZM150 6H151V5H150ZM186 6H187V7H186ZM213 6H214V5H213ZM231 6H232V4H231ZM91 7H92V6H91ZM91 7H90V11H89V12H91L92 9H93V8H91ZM157 7H155V9H156ZM159 7H160L161 9H160ZM173 7H174V3H173ZM178 7H176V9L174 8V11L172 10V9H173L172 6L169 7L170 10H172V13L169 14V15H171V17H172L173 15H175V14L179 16V15H180V14H179L180 12H181V13H182V12L184 13L183 10H180V9H184V8H180V9H179ZM242 7H243L245 10L242 9ZM246 7H248V8H246ZM258 7H259V6H258ZM69 8H70V9H69ZM145 8H146V7H145ZM151 8L154 9L153 5H152ZM177 8H178V9H177ZM197 8H198V6H197ZM202 8L204 9V5H203ZM218 8H219L220 10H219ZM232 8H233V7H232ZM263 8H264V5L262 4V5L260 6V9L258 8V9H259V10L257 11L258 14L255 13V17H256V16H257V17L259 16V17H261V18L264 17V9H263ZM79 9H80V8H79ZM117 9H118V11H117V13L114 15V17H113V19H112L113 22H112L111 26H110V25H109V27H108V26H104L103 28H105V30H104V29H103V30H99V28H96V29H95V30H97L98 35H99V33H100L99 36H103L104 39L102 38V39H103V40H102L103 43H102V41L100 40L101 37H99V38H100L99 40H100L101 42H100L99 40L94 39V41L96 40V41L98 42V44H97V42H96L97 45L95 44L96 47L93 46V44H94L95 42H94L93 44H91V45L93 46V47H91L92 50H94L93 48H99V50L96 49V51L98 50V52H97V53H98V54H97L98 57L95 56L96 62L93 61V62H94V66H93L92 64H91V66H90L89 63H86V61H88L89 59H92V57H91L92 55H90V57H89V54H88V57H84V56H83V58H85L84 61H85L86 64H82L83 66L86 65V66H85V67L87 68V69L85 68V70H87V71H85L86 73H88L89 71L91 72L92 68H94V70H95V67L98 66V67L96 68V71H95V72H94V70H93V72H94L93 74L96 75V72H97V69H98V73H97V75L99 74L98 77H101V75H102V77H103V76H105V77L108 76V78H106V79H104V77H103V78L101 77L102 79L100 78L102 82H103L104 80H106L108 83H110V81H112V82L114 81V80H112V79L110 80L111 77H114L116 74H119V73L121 72L122 69H125L126 66H129V65H124V64L122 63L123 60H122L121 62H118L119 60H118V61H115L116 59H121V58L123 59V56L118 58L117 55H115V54H117V52L114 51V50H116V49H114V46L116 45V44H115V43H116L115 41H116V40H117V41H118V40H122V39H123V41H124V38H127V40H128V38H129V41H133L138 47H140V46H141V42H142L141 39H142V38L145 39V38L147 37V35H148L149 32H151V33H150V35H148V36H151V35H152V32H153V31H151V29H150V31L148 30L149 32L146 31V37H145V35H143V34H145V33H141V32H143V31H142L143 26L146 27V26H149L150 24H153V22H149V23L145 22V21H150V20H148L147 17L145 18L144 16H141V14H139V16L142 17V20H141V21L143 22V24H141V25H142V28H140V26H139V28H137V26H138L137 20L139 19V18H137V17H139V16H135V15H137V14H136L137 12L134 11L135 13L132 14V8L129 9V6H128V5H127V6H121V5H120ZM164 9H165V8H164ZM164 9H163V10H164ZM166 9H167V8H166ZM176 10H180V11H178L179 13H178V12L175 13ZM249 10H250V9H249ZM31 11H35V12H36L35 16H32V15L30 14ZM74 11H75V10H74ZM167 11L169 12V10H168V9L166 10V13H165L166 16L168 15V12H167ZM188 11H189L190 13H189ZM198 11H199V12H198ZM227 11H228V10H226V12H227ZM253 11H254V10H253ZM50 12H51V11H50ZM164 12H165V11H164ZM170 12H171V11H170ZM173 12H174V14H173ZM197 12H198V13H197ZM211 12H212V14H209V13H211ZM226 12H224L225 15H226L227 13L231 12V11H229V12H227V13H226ZM235 12H236V14H235ZM254 12H255V11H254ZM73 13H75V12H73ZM162 13H163V12H162ZM183 13H182V15H183L184 18L188 17V16H184L185 13H184V14H183ZM68 14H69V13H68ZM68 14H67V15H68ZM219 14H220V15H219ZM222 14H223V13H222ZM45 15H46V16H45ZM67 15H65L64 18H67ZM73 15H74V14L71 13L70 16H73ZM133 15H134L135 17H134ZM142 15H144V13H142ZM165 15L162 14V16H160V18L164 17ZM176 15L173 16L174 19H177V18H183V17H176ZM185 15H186V14H185ZM225 15L223 14V16H225ZM231 15H232V13H230V16H231ZM68 16H69V15H68ZM74 16H75V15H74ZM93 16H94V14H93ZM103 16L106 18L105 15H103ZM206 16H207V17H206ZM220 16H221V18H220ZM228 16H229V14H228ZM232 16H233V15H232ZM232 16H231V19H232ZM75 17H76V16H75ZM75 17H71L72 19L69 20V22H71V24L74 23V20H73V19H76V18H77V17H76V18H75ZM104 17H103V18H104ZM192 17H191V18H192ZM225 17H226V16H225ZM257 17H256V19H257ZM259 17H258V18H259ZM68 18H69V17H68ZM89 18H91V16H90ZM89 18H88V19H89ZM105 18L102 19V20H106ZM136 18H137V20H136ZM184 18H183V19H184ZM195 18H196V19H195ZM213 18H212V20H213ZM92 19H93V17H92ZM222 19H221V21H222ZM225 19H227V17H226ZM229 19H230V18L228 17V20H229ZM236 19L233 18V21H235ZM2 20H4V21H2ZM62 20H63V19H62ZM64 20H65V19H64ZM66 20H68V19H66ZM66 20H65V21H66ZM89 20H90V19H89ZM89 20H88V23L93 22V21H91V20H90V22H89ZM94 20H95V19H94ZM102 20H101V21H102ZM178 20H180V19H178ZM187 20H188V19H187ZM194 20H193V18H192V21H194ZM212 20H211V21H212ZM254 20H255V19H254ZM97 21H99V20H97ZM230 21H231V20H229L227 23H229ZM233 21H232V24L236 22V21H235V22H233ZM257 21H258V19H257ZM20 22H21V20H20ZM63 22H64V21H63ZM95 22H96V21H95ZM103 22H104V21H103ZM139 22H140V20H139ZM142 22H141V23H142ZM209 22H210L211 26L209 25ZM18 23H19V21H18ZM53 23H52V24H53ZM65 23H66V22H65ZM100 23H102V22H100ZM50 24H51V23H50ZM90 24H91V23H90ZM163 24H164V23H163ZM220 24H221V25H220ZM238 24H235V26H237ZM247 24H248L247 27H250V25H249L250 23H247ZM103 25H104V24H103ZM105 25H106V24H105ZM136 25H137V26H136ZM228 25H229V24H228ZM228 25H227L226 27L224 26L226 29H225V28H222V29H224V30H228L229 28H231L232 25H231V26H228ZM24 26H25V27H24ZM86 26H87V25H86ZM100 26H101V25H100ZM233 26H234V24H233ZM239 26H244V23H243V25L240 24ZM66 27H67V24H66ZM72 27H73V26H72ZM78 27H79V29H80L81 26H78ZM89 27H91V26H89ZM89 27L87 26V28H89ZM107 27H108V28H107ZM161 27H162V28H161ZM163 27H164V26H157V27H156V29H158V31H159V29H161V30L158 32L159 34H160V32L162 31V29H164V28H165V30H163V32L165 31V33L162 32L163 34H166V31H168V30L166 29L167 26L164 27V28H163ZM210 27H211V28H210ZM222 27H223V26H222ZM227 27H228V29H227ZM75 28L77 29L76 26H75ZM91 28H92V29H90V30H93L94 27H91ZM150 28H151V27H150ZM233 28H234V27H232V29H233ZM240 28H241V27H240ZM250 28H252V25H251ZM250 28H248V29H250ZM70 29H71V27H70ZM72 29H73V28H72ZM76 29H74V30H76ZM79 29H77L76 31H78ZM153 29H155V28H152V30H153ZM213 29H215V26H214ZM220 29H221V27H220ZM241 29H243V28H241ZM245 29H247V28H244L243 30H245ZM248 29H247V30H248ZM64 30H66V28H65ZM64 30H63V33L65 32ZM74 30H71V31H70V30L68 29L69 34H70V35H72V34H75V35H76V33H77V35L80 36V37H78V36H75V37H74V35H72L75 39H76V37H78V39H77L76 42L74 41V42H71V43H70V44H73V45H75L74 43H77V44H78V41L80 40L81 37H83V34H84V33L87 34V32H90V30L88 31V29L81 28V30H86L87 32H81V31H79V34H82V35H79L78 32H75V33L73 32V33H71V32L74 31ZM98 30H99V32H98ZM250 30H251V29H250ZM253 30H254V29H253ZM60 31H62V29H60ZM66 31H67V30H66ZM103 31H104V32H103ZM137 31H140V32H137ZM213 31H214V30H213ZM248 31H249V30H248ZM251 31H252V30H251ZM80 32H81V33H80ZM102 32H103V34L105 33V36H104V35H101ZM211 32H212V33H211ZM232 32H234V33H237V32H238V33H237L238 36H241V37H242L243 35L246 34V30H245V31H240V30L235 31V30H233ZM243 32H244L245 34H244ZM17 33H18V32H17ZM19 33H18V34H19ZM63 33H62V34H63ZM65 33H66V32H65ZM154 33L156 34V36L158 35V33H157L155 30H154L153 34H154ZM179 33H180V32H179ZM239 33H240V34H239ZM242 33H243V35H242ZM247 33H248V32H247ZM7 34H9V33H7ZM18 34H17V35H18ZM67 34H68V33H67ZM69 34H68V35H69ZM88 34H90L91 37H92V34H91V33H88ZM95 35H97V34H95ZM98 35H97V36H98ZM142 35H143V36H142ZM160 35H161V34H160ZM171 35H172V34H171ZM181 35H182V34H181ZM66 36H67V35L65 34V37H66ZM72 36H71V38H72ZM86 36H87V35H86ZM88 36H89V35H88ZM137 36H139L140 40H138L139 38H138ZM152 36H153V35H152ZM152 36H151V37H152ZM154 36H155V35H154ZM154 36H153V37H154ZM156 36H155V37H156ZM165 36H166V35H164V38H163V36H162V37H161V40L165 39ZM172 36H173V35H172ZM188 36H189V37H188ZM248 36H249V35H248ZM251 36H252V35H251ZM84 37H85V35H84ZM89 37H90V36H89ZM89 37H88V38H89ZM93 37H94V36H93ZM93 37H92V38H89V39H88V42H89V40L93 39ZM136 37H137V38H136ZM153 37H152V38H153ZM157 37H158V36H157ZM159 37H160V36H159ZM166 37H167V36H166ZM18 38H19V37H18ZM61 38H62V37H61ZM63 38H64V37H63ZM146 39H147V38H146ZM158 39H159V38H158ZM158 39H157V40H158ZM174 39H176V38H174ZM185 39H187V40H185ZM61 40H62V39H61ZM61 40H60V41H61ZM63 40H66V39L64 38ZM63 40H62V41H63ZM153 40L156 41V39H153ZM172 40H173V39H172ZM179 40H180V39H179ZM208 40H209V41H208ZM137 41L139 42L140 46L138 45ZM158 41H160V39H159ZM158 41H157V42H158ZM163 41H164V40H163ZM177 41H178V40H177ZM188 41H190V40H188ZM242 41L244 42V45H245L246 43H249V41H248L246 38H242ZM13 42H14L15 44H14ZM56 42H59V41H56ZM133 42H131L132 45L136 46L135 44H133ZM190 42H191V41H190ZM229 42H230V43H229ZM65 43L67 44L68 42H65V41H64V43L62 44V45H63V48H64V51H63V54H62V55L60 54V55H61V58H63V57L66 58L68 55H71V54L73 53V52H72V53H71V52H68L70 48L66 50V48H65V46H64ZM66 44H65V45H66ZM70 44L68 43L67 45H69V46L72 47V45H70ZM89 44H90V43H89ZM89 44H88V45H89ZM218 44H219V43H218ZM60 45H61V44H60ZM91 45H90V46H91ZM232 45H233V44H232ZM235 45H236V44H235ZM10 46H13L12 48H10L11 50L8 49V47H10ZM58 46H59V45H58ZM184 46H185V45H184ZM186 46H187V45H186ZM250 46H251V49H252L253 52H258V53L261 52V51L264 52V42L257 43V44H254V43H251V42H250ZM59 47H60V49L62 48L61 46H59ZM66 47H67V46H66ZM74 47H76V45H75ZM101 47H102V48L104 47V49L106 48V49H107V52H106V49H105V50H102ZM111 47H113V48L111 49ZM182 47H181V48H182ZM217 47H218V48H217ZM63 48H62V49H63ZM173 48H174V45H173ZM173 48H172V49H173ZM181 48H180V49H181ZM184 48H185V47H184ZM186 48H187V47H186ZM221 48H222V47H221ZM233 48H235V47H233ZM7 49H8V50H7ZM54 49H55V47H54ZM74 49H75V48H74ZM77 49H79V48H77ZM163 49H164V48H163ZM175 49H179V48H175ZM180 49H179V50H180ZM218 49H220L221 51L218 50ZM235 49H236V48H235ZM242 49H243V48H242ZM75 50H76V49H75ZM109 50H110V51H112V50L114 51V52H113V53H114V56H113L112 52L110 53ZM181 50H182V49H181ZM187 50H188V49H187ZM231 50H232V52H234V51H233L234 49L231 48L230 51H231ZM57 51H58V50H57ZM77 51H78V50H76V52H77ZM79 51H80V50H79ZM81 51H83V50L81 49ZM96 51H95V52H96ZM101 51H104V52H101ZM170 51H172L171 48H170ZM227 51H228V50H227ZM235 51H236V50H235ZM93 52H94V51H93ZM108 52H109V53H108ZM178 52H179V51H178ZM183 52L186 53V51H183ZM183 52L181 51V52H179V54H181V56H183V54H182ZM199 52H200V53H203V56H205V55L208 53V52H207L206 54H204L203 51H202V52L199 51ZM210 52H211V51H210ZM212 52H213V51H212ZM237 52H238V51H237ZM60 53H61V52H60ZM79 53H80V54H79ZM81 53H82V52H78L79 56L81 55ZM102 53H103V54H102ZM104 53H105V54L108 53V54L104 56ZM167 53H168V52H167ZM167 53H165L164 58H165V56L167 55ZM220 53H222V55H221L222 57L220 56ZM58 54H59V53H58ZM110 54H111V56H110ZM179 54L177 53V50H176L175 55H178L177 57H179V56H180ZM232 54H233V53H232ZM234 54H235V52H234ZM55 55H56L57 57L59 56V55H57V53H56ZM55 55H53V56H55ZM150 55H151V54H150ZM169 55H170V53H169ZM169 55H168V57L166 56L167 60H168V59H169V60H173V59H174L173 61H175V59H176L175 57H173V58L171 59V57H172L174 54L172 53V54H171L172 56H169ZM214 55H213V57H214ZM254 55H255V54H254ZM56 56H55V59H56ZM73 56H74V54H73ZM76 56H78L77 53H76ZM85 56H86V54H85ZM109 56H110V57H109ZM181 56H180V57H181ZM219 56H220V57H219ZM224 56H225V55H224ZM59 57H60V56H59ZM69 57H70V56H69ZM96 57H97V58H96ZM112 57H114V58L116 57L115 60H114V58H112ZM146 57H148V55H147ZM149 57H150V56H149ZM152 57H153V56H151L150 58H152ZM169 57H170V58H169ZM213 57H212V59H213ZM227 57H228V56H227ZM232 57L234 58V55H232ZM247 57H248V56H247ZM86 58H87V59L89 58V59L86 60ZM166 58H165L164 60H166ZM183 58H184V57H183ZM183 58H182V59H183ZM203 58H204V57H202V59H203ZM220 58H221V59H220ZM233 58H232V59H233ZM55 59H54L53 62L51 61V60H53V57H52V59L49 60V62L51 61V62H50L51 65H52V63H54V62L56 61ZM145 59H146V58H145ZM147 59H148V58H147ZM177 59L179 60V59H181V58H177ZM204 59L206 60V62H203V65H202V66H200L199 64H200V61H203V60L198 61L199 63H198L197 61H195L196 63L194 62V63H195V64H194L195 67L193 66L194 69H195V70H193L194 73L197 74L199 71H201V72H200V76L202 75L201 77H198L199 75L197 76V75L194 74L195 77H196L197 79H203V80L206 79L207 82H209V84H216V83H217V84H222V83H224V82H223L224 80H226V79H228V78H233V77L235 76V75L233 76V72H232V74H230V73L228 72L227 66H226L225 68H223V67L220 66L218 69H217V68L215 69L216 63H213V62H218V61L216 60V61H213V62H212V61H211V58H210V56H209L208 54H207V56H205ZM225 59H227V58L225 57ZM235 59H236V58H235ZM57 60H58V59H57ZM76 60H77V59H76ZM167 60H166V61H167ZM221 60H222V61H221ZM78 61H79V60H78ZM84 61H83V62H84ZM125 61H126V60L124 59V63L127 64L128 62L126 61V62H127V63H126ZM232 61H233V60H232ZM232 61H231V59L229 58V63L232 62ZM238 61H240V59H238ZM242 61H244V60H242ZM49 62H48V63H49ZM79 62H81V60H80ZM144 62H145V61H144ZM144 62H143V63H144ZM221 62H223V63H221ZM233 62H234V61H233ZM44 63H45V62H44ZM121 63H122V64H121ZM197 63H198V64H197ZM226 63H227V62H226ZM50 64H49V65H50ZM68 64H69V65H68ZM68 64H67V66H70V65H71L70 63H68ZM77 64H78V63H77ZM87 64H88V66H90V68H88ZM95 64H96V66H95ZM128 64H129V63H128ZM64 65H65V64H64ZM72 65H74V63H73ZM146 65H147V64H146ZM34 66H35V67H34ZM83 66H82V67H83ZM143 66H144V64H143ZM42 67H43V66H42ZM82 67H81V68H82ZM91 67H92V68H91ZM43 68H44V67H43ZM46 68H47V65H46ZM67 68H68V67H67ZM67 68H66V69H67ZM39 69H40V68H39ZM59 69H60V67H59ZM90 69H91V70H90ZM56 70H57V69H56ZM240 70H241V69H240ZM54 71H55V70H54ZM195 71H198V72H195ZM229 71H230V70H229ZM57 72H58V71H57ZM64 72H66V73H63V72H62V75L64 74V76H65V75L67 74V71H64ZM99 72H100V73H99ZM38 73H39V72H38ZM91 73H92V72H91ZM156 73H157V72H156ZM228 73H229V74H228ZM28 74H29V73H28ZM44 74H45V73H44ZM44 74H43V75H44ZM31 75H33V74H31ZM62 75H61V76H62ZM75 75H74V76H75ZM236 75H237V74H236ZM64 76H63V79H64V78H67V77H66L67 75H66L65 77H64ZM20 77H19V79H21ZM55 77H56V78H55ZM59 77H60V76H59ZM83 77H84V75H83ZM86 77H87V76H86ZM202 77H204V78H202ZM95 78H97V77H95ZM127 78H128V77H127ZM155 78H156V77H155ZM225 78H226V79H225ZM236 78H237V77H236ZM240 78H241V77H240ZM71 79H70V81H71V84H72V80H71ZM100 79H98V80L100 81ZM107 79H109V81H108ZM113 79H114V78H113ZM131 79H132V78H131ZM9 80L12 81L11 79H9ZM14 80H16V79H14ZM37 80H38V81H37ZM158 80H159V79H158ZM206 80H205V81H206ZM233 80H234V78H233ZM34 81H35V82H34ZM59 81H60V82H61V81L64 82V84L62 83V85L64 86V87H63V90H64V91H62V88H61V86H59V84L57 85V83H58ZM70 81H69V82H70ZM83 81H84V80H83ZM238 81H239V80H238ZM19 82H15V83H19ZM36 82H37V83H36ZM38 82H39V83H38ZM69 82H68V83H69ZM88 82H89V81H88ZM127 82H128V81H127ZM137 82H138V81H137ZM137 82H136V83H137ZM156 82H157V81H156ZM220 82H221V83H220ZM234 82H235V81H234ZM239 82L241 83V81H239ZM239 82H237V84H236L237 87H238V83H239ZM243 82H244V81H243ZM54 83H56L57 86H55ZM85 83H86V82H85ZM113 83H114V82H113ZM128 83H130V86H131V82H128ZM138 83H139V82H138ZM240 83H239V84H240ZM38 84L41 85L40 87H41L42 89H40V90L37 91V87L39 86ZM69 84H70V83H69ZM88 84H89V83H88ZM139 84H140V83H139ZM139 84H137V85H139ZM217 84H216V85H217ZM37 85H38V86H37ZM83 85H84L85 88H86V85H85V84H83ZM141 85H142V83H141ZM141 85H139V86H141ZM58 86H59V87H58ZM67 86H68V85H67ZM76 86H77V85H76ZM78 86H79V85H78ZM127 86H128V85H127ZM130 86H129V87H130ZM40 87H38V88H40ZM80 87L82 88V86H80ZM60 88H61V89H60ZM77 88H78V87H77ZM83 88H84V87H83ZM125 89L127 90V94L125 95V98H127V96L130 95V93H133V92H131V91H133L132 89H134V88H131V87H130V88H125ZM242 89H243V87H241L240 89L238 88V92L240 93V95L242 94ZM27 90H28V92L30 91V92L32 93L33 97H30V96L27 97V95H26V94H27V93H26ZM68 90H67V91H68ZM73 90H74V89H73ZM79 90H80V89H79ZM101 90H102V89H101ZM67 91H66V92H67ZM69 91H68V92H69ZM103 91H104V90H103ZM58 92H59V94L62 93V96H59ZM79 92H80V91H79ZM79 92H78V94H79ZM100 92H102V91H100ZM129 92H130V93H129ZM56 93H57L58 95H57ZM63 93H64V94H63ZM75 93L77 94V92H75ZM73 94H74V91H73ZM73 94H72V97H73ZM76 94H75V95H76ZM104 94H105V93H104ZM101 95H102V94H101ZM105 95H106V94H105ZM105 95H104V96H105ZM66 96H67V97H66ZM59 97H60V100H59ZM61 97H62V98H61ZM101 97H102V96H101ZM106 97H107V96H106ZM106 97H105V98H106ZM119 97H120V96H119ZM68 98H69V97H68ZM98 98H100V97H98ZM102 98H103V97H102ZM70 99H71V98H70ZM78 99H79V98H78ZM123 99H124V97H122L120 100L116 101L115 104L112 103V104H114V105H112V104H110V105H112V107L115 106V105H117V107H120L119 105H121L122 107L124 106V107L126 108L125 104H126L127 102H126V103L123 102ZM72 100H73V99H72ZM74 100H75V99H74ZM97 100H98V99H97ZM100 100H103L102 102L104 103V99H101V98H100ZM124 100H125V99H124ZM178 100H179V99H174V98H173V99H172V101H173L172 104L169 105V108L171 109V110L169 111V114L174 115L173 119H175L176 121L179 120L180 117L182 116V115L180 116V115H175V114H174V113H175V110L178 109V108H180V106H181V103H180V102H177ZM34 101H35V99H34ZM36 101H37V100H36ZM61 101H62V100H61ZM126 101H127V100H126ZM131 101H132V100H131ZM131 101L129 100V103H130ZM152 101H153V100H152ZM73 102H74V101H73ZM93 102H96V103H97L96 100L93 101ZM98 102H99V100H98ZM100 102H101V101H100ZM113 102H114V101H113ZM176 102H177L178 104H177ZM181 102H182V101H181ZM249 102H250V101H249ZM39 103H38V105H39ZM41 103H42V104H41ZM74 103H75V102H74ZM81 103H82V102H81ZM83 103H84V102H83ZM103 103H101V104L97 103V104H99V105H98L99 107H100V105H101V107H103V105H104ZM151 103H153V102H151ZM179 103H180V104H179ZM182 103H183V102H182ZM17 104H18V103H17ZM62 104H63V103H62ZM84 104H85V103H84ZM90 104H91V103H90ZM92 104H93V103H92ZM94 104H95V103H94ZM102 104H103V105H102ZM130 104L133 105V106L135 107L134 113L129 114V115L127 116V118H126V117H125V118L127 119V120H126L127 122H128V120H129V122L132 121V122L128 123V125L132 124V125H134V126H138V127H134V128L132 129V130H136L135 128H138V129H139V128L141 127V126L138 125L139 123H137V122L134 124V122L137 121V119H139L140 114H143V117H144L143 120H145V119H147V118H150L151 116H149V117H145V116H146V115L144 114V111H145V110H142V108L139 107V106H141V104L136 103L135 101H134V102L132 101ZM240 104H241V105H244V106L238 107V109H239V110L246 111V110H250V106H251L252 104H254V103H252V104L250 105L249 103H245V104H244L243 102H240ZM19 105H20V104H19ZM73 105H74V104H72V106H73ZM138 105H139V106H138ZM179 105H180V106H179ZM56 106H57V107H56ZM63 106H64V104H63ZM74 106H75V105H74ZM77 106H78V107H77V110H78V108H79V110H80L81 107H82L81 105H80L81 107H80L79 105H77ZM105 106H106V104L104 105V107H105ZM136 106H138V107H136ZM184 106H186V105H184ZM252 106H253V105H252ZM36 107L38 108L39 106H36ZM36 107H35V108H36ZM59 107H60V108H59ZM124 107H123V108H124ZM37 108H36V109H37ZM39 108H40V107H39ZM39 108H38V111L41 112V111L39 110ZM96 108H97V107H96ZM107 108H108V107H107ZM253 108L255 109V105H254ZM32 109H31V110H32ZM36 109H34V110H36ZM58 109H59V111H58ZM61 109H62V108H61ZM114 109H115V108H114ZM251 109H252V108H251ZM91 110H92V109H91ZM95 110H96V111L98 110V112L100 111L99 114H103V113H104V112H103V109H102V112H101L100 108H99V109L97 108V109H95ZM107 110H108V109H107ZM111 110H112V109H109L110 112H111ZM185 110H186V109H185ZM185 110H184V111H185ZM255 110H256V109H255ZM12 111H11V112H12ZM36 111H37V110H36ZM70 111H73V112H74V110H70ZM181 111H182V110H181ZM199 111H200V110H199ZM199 111H198V110H195V109H193V110L191 109L190 111H187V112H190V113L188 114V116L186 115L187 117H186L185 119H187V120H191V121H193V122H195V121L197 122V121H198L197 123L195 122V123H196L195 126H198L197 128L203 130V128H204V126H203L204 123H203V122H204V121H207L206 119H208L209 117H207L205 113H200ZM252 111H253V109H252ZM8 112H9L8 114L11 113L10 111H8ZM13 112H12V113H13ZM34 112H35V111H34ZM43 112L45 113L44 116H43ZM80 112H81V111H80ZM91 112H92V111H91ZM182 112H183V111H182ZM212 112H213V111H212ZM2 113H5V112H2ZM36 113H37V112H36ZM36 113H32V114L35 115ZM89 113H90V112H89ZM209 113H210V112H209ZM5 114H6V113H5ZM5 114H1V113H0V115H2V116H3V115L5 116ZM8 114H7V115H8ZM19 114H21V113H18L17 115H19ZM41 114H39V115H41ZM94 114H95V112H94ZM109 114H111V113H109ZM109 114H107V115H109ZM210 114H211V113H210ZM7 115H6V116H7ZM12 115H13V114H12ZM14 115H15V112H14ZM58 115H59V116H58ZM95 115H96V117H98V116L100 117V116H101V115H98V114H95ZM261 115H262V113H261ZM10 116H11V115H10ZM21 116H22V115H21ZM30 116H31V120H33L32 115H30ZM110 116H112V115H110ZM208 116H210V115H208ZM113 117H114V116H113ZM123 117H124V116H123ZM128 117H129V118H128ZM184 117H185V116H184ZM241 117H242V116H241ZM253 117L256 119L257 116H256V117L253 116ZM253 117L251 116V118H250V117H247L246 115H243V117H242L241 119H239V117L234 116V117L232 118V120H234V121H236V120H237V121H243V122H252V120L254 119ZM0 118H1V117H0ZM3 118H4V117H3ZM6 118H8V116H7ZM9 118H10V117H9ZM9 118H8V119H9ZM12 118L16 119L17 117H16V118H15V117H11V119H12ZM19 118H20V117H19ZM24 118H25V117H24ZM29 118H30V117H29ZM40 118H41V117H40ZM51 118H50V120L52 121ZM63 118H64V117H63ZM63 118H62V120H63ZM103 118H104V117H103ZM215 118H216V117H215ZM8 119L5 120V121H8ZM45 119H46V118H45ZM96 119H97V118H95V120H96ZM101 119H102V117H101ZM220 119H221V121L224 120V119H222L221 117H220V118L217 117V119H214V120H215L216 123H217L218 120H220ZM255 119H254L253 121H256ZM259 119H260V118H259ZM259 119H257L258 121H261V122H259V123L264 124V120H259ZM16 120H17V121H15L16 123H17V122H18V123L20 122V119H16ZM18 120H19V121H18ZM24 120H26V118H25ZM48 120H49V118H48ZM50 120H49V121H50ZM182 120H184V119H182ZM9 121H10V120H9ZM29 121H30V119H29L27 122L29 123ZM43 121H45V120H43ZM46 121H47V120H46ZM93 121H94V120H93ZM200 121H202V122L200 123ZM258 121H256V122L258 123ZM262 121H263V122H262ZM47 122H48V121H47ZM63 122H64V121H63ZM102 122H103V121H102ZM102 122H101V123H102ZM127 122H126V124H127ZM213 122H214V121H213ZM230 122H231V120H230ZM256 122H255V123H256ZM30 123H31V122H30ZM30 123H29V125H30ZM37 123H38V122H37ZM48 123H49V125H50V122H48ZM54 123H55V122H54ZM56 123H58V122H56ZM64 123H65V122H64ZM101 123H100V130H97V135H96V134H95V135H96L97 137L100 136V137H99V140H100L101 142H100V144H99V146H100L99 149H100V150H103V151L106 150V151H104L105 153L102 151L100 154H102L104 157H105V155H106V156L109 155V156L107 157L108 160L111 159L110 156L114 157L113 159H115V160H116V157H117V159H121V158H118V157H122V156L124 157V156H126V158L128 157V162H127V161H124L125 163H128V164H126V165H130L129 162L131 163V161H132V163H131V167L128 166L129 168L126 167L125 164H123V163H124L123 160H121L123 163L120 162V160H119V161L117 160L118 163H119V162L122 163V166L120 165L121 167L124 168V166H125V167L127 168L126 171H125L126 168L124 169V172H125V173H126V172H127V173H131L132 171H129V170H133V171L138 170V169H139V166H138V163H136V161H138V158H137L138 155H139L138 152L141 153V144H140V143H142V142H139L140 139H139V138H136V139H135V142H136V143L133 142L134 144H133V143H129V144H124V145H122L123 142L120 140V137L118 138V135L116 134V133H118V131H119V130L117 129V127H119V126L121 125L120 123H122V120H120V123H119L120 125L118 126V123H117V126L115 125V127H114V126H107V124H106L107 127H103V126L101 125ZM198 123H200L202 126H201L200 124H198ZM24 124L27 125L25 122H24ZM58 124H59V123H58ZM62 124H63V123H62ZM102 124L104 125L105 123H102ZM115 124H116V123H115ZM136 124H137V125H136ZM212 124H213V123H212ZM217 124H218V123H217ZM33 125H34V124H33ZM51 125H53V123H52ZM63 125H64V124H63ZM108 125H109V124H108ZM112 125H113V124H112ZM122 125H124V123H123ZM128 125H127V126H128ZM145 125H146V124H145ZM206 125H207V123H205V128H204L205 130H207V129H206L207 126H210V123H209L207 126H206ZM215 125H216V124H215ZM241 125H242V124H241ZM11 126H12V125H11ZM18 126H19V125H18ZM31 126H32V125H31ZM101 126H102V127H101ZM199 126H200V127H199ZM213 126H214V125H213ZM217 126H219V128H221L223 125L220 126V124H218ZM217 126H215V128H218ZM226 126H227L226 128L229 127L227 130H226L225 126H223V127H224V129L226 130L225 132L228 133V130H229V132H230V130L232 131L233 129H236V130H237V128H238L240 125H239V126H234V125H233V126H234L233 128H231L232 125H231V127H230V125H226ZM243 126H244V124H243L242 126H240V127H243ZM12 127H13L12 129L9 128V126H8L7 128H9L10 133H11V131H12V133L14 134V136H15L16 134H18V136L16 135V136L18 137V138H17L18 140H19L20 138H21V139H23V138L25 139V138H26V135H24L23 132L19 131V130H18L19 128H18L17 126H14V125H13ZM24 127H25V126H24ZM47 127H48V124H47ZM50 127H51V126H50ZM111 127H113L114 129L111 128ZM121 127H122V126H121ZM124 127H125V125H124ZM7 128L4 129L5 131L3 130L5 133H6V129H7ZM21 128H23V126H22V127L20 126V129H21ZM26 128H27V127H26ZM26 128H25V131H26ZM36 128H37V124L35 123V128H33L34 130H32V131H35ZM51 128H52V127H51ZM53 128H55V127H53ZM101 128H104V129H101ZM109 128H110V129H109ZM115 128H116V130H118V131H116ZM125 128H126V127H125ZM125 128H124V129H125ZM121 129H122V128H121ZM22 130H24V129H22ZM28 130H29V127L27 128V131H28ZM103 130H106V132H107V134H105V135L102 136L103 138H107V136H110V135H111L110 137H112V136H115V137H116V136H117L116 138L114 137V140H113V138L110 139L109 137H108L107 139H108V140H109V139L112 140L111 142L115 141V139H119V140L121 141L122 144H119V146H118V142H117V143L114 142L113 145H116V144H117L116 147L113 146V145H112L111 147H109V145H111V144H108V141H107V144L103 146V145H102V142H104L105 140H102L103 138L101 137V135H98V134H100L99 132H102ZM112 130H114V134H111V133H112ZM139 130H140V129H139ZM141 130H142V129H141ZM205 130H203V131H205ZM238 130H239V129H238ZM238 130H237V131H238ZM243 130L246 131L245 126H244ZM27 131H26V132H27ZM29 131H31V129H30ZM32 131H31V133H33ZM36 131H39V130H36ZM94 131H95V130H94ZM98 131H99V132H98ZM233 131H234V130H233ZM26 132H25V133H26ZM95 132H96V131H95ZM106 132H103V133H106ZM115 132H116V133H115ZM135 132H136V131H135ZM137 132H138V131H137ZM140 132H142V131H139V133H140ZM164 132H165V133H164ZM164 132H154V131H153V133L151 132V133H149V134H153V137H158V136L161 134V135L159 136L160 138L166 139L167 141H171V140H172L171 137H170V136H171V133H170L168 130H167V131L164 130ZM205 132H208V131H205ZM225 132H224V133H225ZM7 133H9V131H7ZM12 133H11V134H12ZM27 133H28V132H27ZM27 133H26V134H27ZM48 133H49V132H48ZM48 133H47V134H48ZM51 133H52V132H51ZM54 133H55V132H54ZM54 133H52V134L49 133V134H48V138L50 137L49 135H51L52 137H53L54 135L56 136V134H54ZM93 133H94V132H93ZM120 133H121V131H120ZM120 133H119V134H120ZM122 133H123V132H122ZM143 133H145V132H143ZM143 133H142V134H143ZM157 133H158V134H157ZM231 133H232V132H231ZM234 133H235V132H234ZM236 133H238V132H236ZM28 134H30V132H29ZM57 134H58V133H57ZM108 134H109V135H108ZM135 134H136V133H135ZM140 134H141V133H140ZM142 134H141V135H142ZM4 135H5V134H4ZM60 135H61V134H60ZM141 135H140V136H141ZM12 136H13V135H12ZM14 136H13V137H14ZM27 136H28V138H26V139H30V141H31V140L33 141V139H32L31 137H33V136H35V135L32 134V135H27ZM96 136H95V138H96ZM104 136H105V137H104ZM120 136H121V135H120ZM145 136H148V133L145 134ZM151 136H152V135H151ZM143 137H144V136H143ZM143 137H142V138H143ZM2 138H3V136H2ZM4 138H5V136H4ZM41 138H42V137H41ZM59 138H60V136H59ZM101 138H102V139H101ZM13 139H15V138H13ZM13 139H12V140H13ZM36 139H37V138H36ZM42 139H43V138H42ZM46 139H47V137H45V141H46ZM51 139H52V138H51ZM51 139H50V140H51ZM63 139H64V137H63ZM96 139H98V138H96ZM54 140H55V139H54ZM57 140H60V139L57 138ZM130 140H131V138H130ZM143 140H144V139H143ZM40 141H41V140H40ZM45 141H44V142H45ZM116 141H117V140H116ZM120 141H119V143H120ZM132 141H134V139H132L131 142H132ZM144 141H145V140H144ZM6 142H7V141H6ZM42 142H43V141H41V143H39V144H42V146L45 145V144L47 143V141H46V143H44V142L42 143ZM52 142H53V141H52ZM52 142H51V144H52ZM55 142H57V141H55ZM225 142H226V143H225ZM225 142H224L223 144L226 146V149H228L229 142H227V141H225ZM3 143H5V142H3ZM3 143H2V144H3ZM33 143H35V142L33 141ZM33 143H32V144H33ZM58 143H59V142H58ZM105 143H106V142H105ZM124 143H125V142H124ZM127 143H128V141H127ZM16 144H17V143H16ZM32 144L30 143L29 145L32 146ZM39 144H38V145H39ZM47 144H50V143H47ZM55 144H56V143H55ZM55 144H54V146H52L53 148L56 147ZM59 144H60V143H59ZM103 144H104V143H103ZM226 144H227V145H226ZM13 145H14V144H13ZM18 145H19V143L16 145V147H18ZM93 145H94V144H93ZM7 146H8V145H7ZM7 146H6V147H7ZM14 146H15V145H14ZM14 146H13V147H14ZM23 146H24V145H23ZM31 146H30V147L27 146L28 148H27V147L25 148V146H24L23 148H24L25 150H26V149L28 150L29 148H32V147H33V146H32V147H31ZM40 146H41V145H40ZM49 146H50V145H49ZM64 146H65V145H64ZM105 146H107V147H105ZM220 146H221V144H220ZM46 147H47V146H46ZM93 147H96V145H94ZM93 147H92V148H93ZM104 147H105V149H104ZM222 147L225 148L224 146H222ZM19 148H20V145H19ZM23 148H20V149L23 150ZM47 148H49V147H47ZM57 148L59 149V150H58V154H59V155H57L58 157L60 156V153H63V154H64V152H66L64 155H65V156H68V157H66V159H65V156L61 155V156H62V158H61V162H62V159H63V158H64V160H66V161H68V162H69V161H74L75 168L77 169V174L80 173V172H79V168H80V167H79V168L77 167V165H78L79 162H80V159H78L79 162H78V160H77V161L75 160L76 158L73 157V154H72V151H73V150H72L70 147H68V148H67L68 151H65V150H66V147H65V149H64V148H63V145H59V147H57ZM57 148H56V149H57ZM102 148H103V149H102ZM132 148H135V149H132ZM149 148H150V147H149ZM12 149H13V151L16 150L15 147L12 148ZM12 149H10V150H12ZM14 149H15V150H14ZM34 149H35V148H34ZM50 149H51V148H49L48 150H50ZM69 149H71V150H69ZM99 149H97L96 152H97ZM128 149H129V150L132 149L131 151H133V150H135V151L133 152V154H132V152H131L130 155H129V151H128ZM22 150H21V151H22ZM25 150H23V152H29V151H30V149H29V151H25ZM32 150H33V148H32ZM35 150H36V149H35ZM51 150H52V149H51ZM53 150H55V149H53ZM53 150H52V151H53ZM125 150H126V151H125ZM177 150H178V151H177ZM177 150L174 152V151L171 150V147L166 148V150L164 151L163 156H162L163 158L160 159V160L162 161V164H163V166H162V164H161V166H162L164 169H167V168H169V170L172 169V170H171L172 172H173V170H175V171H174V175H176L178 172L180 173V172L185 171V170L188 171L189 168H190V165L188 164V161L194 158V157L191 156L192 154L190 155L191 157H189V158L186 157L187 153H188L187 156H189V152H188L187 150H182V148H181V149L179 148V149H177ZM209 150H210V149H209ZM224 150H225V149H224ZM8 151H9V150H8ZM16 151H18V150H16ZM59 151H60V152H59ZM92 151H93V150H92ZM211 151H213V149H211ZM227 151H228V152H227ZM227 151H226L227 153H231L229 149H228ZM0 152H1V151H0ZM3 152H4V151H3ZM11 152H12V151H11ZM32 152H33V151H32ZM53 152H54V151H53ZM208 152H209V151H208ZM224 152H225V151H224ZM224 152H223V153H224ZM12 153H15V152H12ZM30 153H31V152H29V154H30ZM49 153H50V152H49ZM55 153L57 154L56 150H55ZM55 153H54V155H56ZM90 153H91V152H90ZM98 153H99V152H98ZM98 153H97V154H98ZM209 153H210V152H209ZM211 153H212V152H211ZM19 154L21 155L22 153H19ZM19 154H18V155H19ZM24 154L27 155L28 153H24ZM29 154H28V155H29ZM31 154L33 155L34 153H31ZM37 154H39V153H37ZM50 154H51V153H50ZM50 154H48V155H50ZM74 154H75V153H74ZM100 154H98L97 156L100 157ZM104 154H105V155H104ZM131 154L134 155V156H136L137 154H138V155H137L136 158H135V157L133 158V157L131 156ZM135 154H136V155H135ZM193 154H194V153H193ZM206 154H207V153H206ZM221 154H222V153H221ZM4 155H5V154H4ZM32 155H31V156H32ZM39 155H40V154H39ZM48 155H46V153H45V154H44V156H45L44 159H46V158H47L46 156H48ZM54 155H52V156H54ZM89 155H90V154H89ZM102 155H101V156H102ZM113 155H114V156H113ZM115 155H116V157H115ZM117 155H118V156H117ZM145 155H146V154H145ZM204 155H205V154H204ZM224 155H225V154H224ZM227 155H228V154H227ZM227 155H226V156H227ZM5 156H6V155H5ZM24 156H25V155L20 156L22 162H24V160L27 161V157H26L24 160H22V157H24ZM33 156H34V155H33ZM42 156H43V155H42ZM44 156H43V157H44ZM52 156H51V157H52ZM57 156H56V157H57ZM61 156H60V157H61ZM76 156H78V155H76ZM90 156H91V155H90ZM140 156H141V155H140ZM140 156H139V159H142V161H144V162H147V161H148V160H144L143 158H140ZM198 156H199V155H198ZM198 156H197V157H198ZM200 156H201V155H200ZM15 157H16V155H15ZM15 157H14V158H15ZM34 157H35V156H34ZM37 157H39V156H37ZM43 157H42V159H43ZM48 157H49V156H48ZM51 157H49V158H51ZM56 157L54 156V159H55ZM58 157H57V160H54V159H53V161H55V162L58 161V160L60 161V157H59V158H58ZM91 157H93V156H91ZM104 157H103L102 159H104V162H106L107 159L104 158ZM123 157H122V158H123ZM129 157H132V158H131L132 160H131V159L129 160ZM195 157H196V156H195ZM205 157L208 158V157H210V156H205ZM7 158H8V157H6V159H7ZM14 158L11 159V161L14 160ZM82 158H83V156H82ZM82 158H81V159H82ZM86 158H87V157H86ZM94 158H95V157H93V159H94ZM97 158H98V157H97ZM100 158H101V157H100ZM109 158H110V159H109ZM124 158H125V157H124ZM124 158H123V159H124ZM155 158H156V157H155ZM155 158L153 157V158L151 159V160H152L151 162L156 161V162H153V164L151 163L154 167H155L156 163L158 162V158H156V159H155ZM34 159H35V158H34ZM42 159H41V160H42ZM105 159H106V161H105ZM113 159H112L111 161H113ZM134 159H135L136 161H135ZM153 159H154V160H153ZM162 159H163V160H162ZM188 159H189V160H188ZM9 160H10V159H9ZM18 160H20V159H18V157H17V160H15V161H18ZM64 160H63V162H64ZM83 160H84V158H83ZM85 160H86V162H87V159H85ZM126 160H127V159H126ZM133 160H134L135 162H134ZM208 160H209V159H208ZM235 160L237 161V158H236ZM0 161H1V160H0ZM4 161H5V160H4ZM6 161H7V160H6ZM66 161H65V162H66ZM203 161H204V159L202 160V162H203ZM246 161H247V160H246ZM246 161H245V162L243 161V163H246ZM9 162H10V161H9ZM19 162H20V161H19ZM133 162H134V163H133ZM148 162H149V161H148ZM163 162H164V163H163ZM204 162H205V161H204ZM50 163H51V162H50ZM108 163L110 164V166H112V167H114V168L117 167V168H116L117 170H118L119 168L122 169L121 167L114 165V164L116 163V161H114V164H111L110 161H109ZM112 163H113V162H112ZM118 163H117V164H118ZM120 163H119V164H120ZM135 163H136V164H135ZM141 163H142V162H141ZM154 163H155V164H154ZM4 164H5L6 167H7V164H8V163H7V164L4 163ZM12 164H13L12 167H14V168L18 166V165L16 166L17 163L14 164V163L12 162ZM19 164H20V163H19ZM58 164H59L58 166H61L60 163H58ZM64 164H65V163H64ZM88 164H89V163H88ZM119 164H118V165H119ZM157 164H158V163H157ZM164 164H165V165H164ZM195 164H196V162H195ZM198 164H199V163H198ZM198 164H197V165H198ZM205 164H206V165H205ZM205 164H204V167L206 166V167H207L206 169H208L209 167L207 166V162H206ZM240 164L243 165L242 163H240ZM10 165H11V164L9 163L8 168H10ZM14 165H15V166H14ZM48 165H49V164H48ZM67 165L70 166V165H72V164H67ZM135 165H136L137 167H136ZM158 165H159V164H158ZM158 165H156V166L158 167ZM19 166H24V164H23V165L20 164ZM27 166H28V165H27ZM49 166H50V165H49ZM49 166H48V167H49ZM52 166H53V167H52ZM87 166H89V165H87V163H86V164H83L82 169H80L81 174H79V176H77V180H80V184H81L82 186H83V183H82L83 178H85L86 176L88 177L89 170H88V172H87V169H88V168H86ZM110 166H109V165H108V166L106 165V167H105L104 169L107 171V167H110ZM132 166H133V167H132ZM193 166H194V165H193ZM202 166H203V165H202ZM202 166L199 165V167H201V168H202ZM244 166H245V164H244ZM36 167H37V166H36ZM38 167H39V166H38ZM40 167H41V166H40ZM44 167H45V166H43V168H44ZM50 167L53 168V169H52L53 171L55 170V169H54V165L51 164ZM56 167H57V166H55V168H56ZM89 167H90V166H89ZM118 167H119V168H118ZM166 167H167V168H166ZM199 167H198V168H199ZM14 168H13V169L10 168V170H15ZM31 168H32V167H30V169H31ZM43 168L41 167L42 170H43ZM51 168H50V169H51ZM84 168H86V169H84ZM133 168H135V169H133ZM155 168H156V167H155ZM163 168H162V169H163ZM196 168H197V166H196ZM4 169H5V168H4ZM21 169H22V168H21ZM30 169L27 168V169H24V171L27 170V171L29 172ZM50 169H49V170H50ZM128 169H129V170H128ZM206 169L204 170V173H203L202 175H198V174H200V171H199L200 168H199V170L197 171V172H198V173H197L198 177H199V176H200V177H201V176L204 177V174H206V173H205ZM39 170H40V169H39ZM47 170H48V169H47ZM57 170H58V167H57ZM60 170H61V169H60ZM69 170H70V169H69ZM105 170H104V171H105ZM176 170H178V172H177ZM210 170H211V169H210ZM241 170H242V168H241ZM8 171H9V170H8ZM8 171H6V169H5L6 176L10 175ZM27 171H26L27 174H26L25 172H23V171L21 172V173H24V174H25V179L28 177L27 175L30 173V172L28 173ZM31 171H32V169H31ZM40 171H41V170H40ZM43 171H44V170H43ZM72 171H73V170H72ZM72 171H70L71 173H73V174H71V175H72L71 178H73V175L76 174V170H75V172H72ZM106 171H105V172H106ZM119 171H120V172H123V170H119ZM171 171H167V172L172 173ZM208 171H209V170H208ZM217 171H218V170H217ZM34 172H35V171H34V167H33V173H34ZM45 172H46V171H45ZM67 172H68V171H67ZM67 172H66V173H67ZM86 172H87V174H85ZM105 172L102 173V174H100V175H101V178H103V179L100 178L101 180H99V181H102V182H103V181H104V182L107 181V182H108V179L105 180V179L107 178ZM107 172H108V171H107ZM124 172H123V173H124ZM164 172H166V170H165ZM175 172H177V173H175ZM202 172H203V171H202ZM220 172H223V173H224V170H223V171H220ZM7 173H8V175H7ZM38 173H39V172H38ZM38 173H37V175H33V177H32V178H34V180H35V181H34L35 184H37V180H38V179L40 180L39 177H40L41 174L38 175ZM42 173H43V172H42ZM46 173H47L49 176H48L47 174H46V175H47V176H46L45 173H44L43 175H45L46 177H49V178H50V174H51L52 178H53V176H54V177H59V176L57 175V173H59V172L56 173L57 176H56L55 174L53 175V172L51 173V171H50V174H49V172H46ZM64 173H65V170H64ZM109 173H110V171H109ZM112 173H113V172H112ZM125 173L123 174L124 176H125ZM193 173L195 174V172H192V173L190 174V176H191V175L193 176V175H194ZM214 173H216V169H215V172H214ZM217 173H218V172H217ZM217 173H216V174H217ZM225 173L227 174V172H225ZM225 173H224V174H225ZM59 174H60V173H59ZM62 174H63V173H62ZM62 174H61V175H62ZM67 174H68V173H67ZM77 174H76V175H77ZM84 174H85L86 176H84ZM96 174H97V173H96ZM131 174H132V173H131ZM131 174H130V175H131ZM134 174H135V173H134ZM136 174H137V173H136ZM172 174H173V173H172ZM218 174H219V173H218ZM218 174H217V176H219ZM220 174H222V173H220ZM224 174H223V175H224ZM19 175H20V174H19ZM22 175H23V174H22ZM30 175H31V174H30ZM43 175H42V176H43ZM61 175H60V177L63 178L64 176H61ZM63 175H64V174H63ZM69 175H70V173L68 174V177H69ZM98 175H99V174H98ZM100 175H99V176H100ZM130 175H129V176H130ZM174 175H172V178H174ZM195 175H196V174H195ZM45 176H44V177H45ZM66 176H67V175H66ZM124 176H123V177H124ZM131 176H133V174H132ZM135 176H137V175H135ZM135 176H134V181H135ZM138 176H139V175H138ZM169 176H170V174L166 176V177H167L166 180H169V181H170L172 178H171V176H170V179H169ZM186 176H187V177H185V178H186L187 180L185 181V179H184L185 183L188 182V181H191V180H190L191 177L188 178L189 175H186ZM205 176H206V175H205ZM214 176H215V175H214ZM16 177H18V175H17ZM16 177H14V178L16 179ZM44 177H43V178H44ZM75 177H76V176H75ZM94 177H95V176H94ZM196 177H197V176H196ZM196 177H195V178H196ZM207 177H209V176H207ZM0 178H1V177H0ZM7 178H9V176H8ZM29 178H30V179H29ZM29 178L26 179L27 182H29L28 180H30V181L32 180V181H31V183H32V182H33V179H32L30 176H29ZM52 178H51V179H52ZM108 178H109V177H108ZM132 178H133V177H132ZM136 178H137V177H136ZM178 178H181V177H178ZM195 178H194V179H195ZM213 178H214V177H213ZM25 179H24V180H25ZM41 179H42V178H41ZM44 179H45V178H44ZM63 179H65V178H63ZM86 179H87V178H86ZM95 179H96V178H95ZM110 179H111V178H110ZM153 179H154V178H153ZM153 179H152V180H153ZM155 179H156V178H155ZM155 179L153 180L154 183H155L156 180H158V179H156V180H155ZM182 179H183V178H182ZM194 179H192V180L194 181ZM216 179H217V178H216ZM216 179H215V180H214V179H210V180H214L213 183H210L209 180H208L206 177H205V178H202V177H201L200 180H199V181H202V182H203L202 185H204V188L206 189V191H207V192L210 191V192H209L210 194L208 193V196H209V195L211 196V193H212V196H214V195L216 196V195H218V193L220 192V191L218 192V191L215 190L216 192H218V193L216 194V192L213 190V189H216V186L219 185V183H218V185H217V182H216V181H217L218 179H217V180H216ZM223 179L226 181V177H225V175H224V178H223ZM18 180H20V183H19L18 181H16V180H15L14 183L22 184V186H23V184H24V183H22L23 179L18 178ZM74 180H75V178H74ZM116 180H117V179H116ZM137 180H138V179H137ZM152 180H150V184H151V181H152ZM0 181H1V179H0ZM48 181H49V180H48ZM58 181H59V180H58ZM60 181L62 182V179H61ZM67 181H68V180H67ZM67 181H65V182L67 183ZM99 181L97 180L96 184L99 183ZM169 181H168V183H169ZM173 181H175V180L172 179L171 182H173ZM184 181L181 180L180 182L183 183ZM225 181H224V182H225ZM46 182H47V181H46ZM77 182L79 183V181H76V180H75V182H73L74 185H76L75 183H77ZM104 182L101 184V185H102L101 187H100V183H101V182H100L99 184H97V186H99L100 189H101V188L103 187V185L105 186ZM107 182H106V183H107ZM120 182H121V181H119V183H120ZM139 182H140V181H139ZM141 182H142V181H141ZM148 182H149V181H148ZM157 182H159V181H157ZM171 182H170V184H171ZM191 182H192V181H191ZM195 182H197V179H196ZM211 182H212V181H211ZM234 182H235V181H234ZM43 183H44V182H43ZM50 183H51V182H49V183L47 182L46 184H45V183H44V184H45V186H46L47 184H50ZM73 183L70 182V184H73ZM108 183L111 185L112 182H108ZM115 183H116V182H115ZM143 183H144V182H143ZM145 183H146V181H145ZM152 183H153V182H152ZM163 183H165V182H163ZM168 183H167V184H168ZM222 183H223V181H222ZM235 183H236V182H235ZM17 184H16V186H17ZM25 184H26V183H25ZM25 184H24L23 187L27 186V185H25ZM27 184L29 185V183H27ZM32 184H33V183H32ZM32 184L29 185L28 188H29V187L31 188ZM39 184H40V182H39ZM68 184H69V183H68ZM68 184H67V186H66V185H65V186L68 187ZM70 184H69V188H70ZM80 184H79V185H80ZM116 184H117V183H116ZM123 184H124V183H123ZM146 184H147V183H146ZM150 184H149V188H150ZM172 184H173V183H172ZM192 184L194 185L193 182H192ZM192 184H191V185H192ZM223 184H224V183H223ZM10 185H11V184H10ZM37 185H38V184H37ZM81 185H80V186H81ZM84 185H85V183H84ZM124 185H125V184H124ZM161 185H162V184H161ZM161 185H160V186H161ZM184 185H185V184H184ZM186 185L188 186L187 183H186ZM224 185H225V184H224ZM230 185H231V184H230ZM16 186H15V187H16ZM18 186H19V187H18ZM18 186L16 187V189L21 187L20 185H18ZM38 186H39V185H38ZM40 186H42V185H40ZM47 186H49V185H47ZM59 186H60V185H59ZM71 186H73V185H71ZM76 186H77V188H78V185H76ZM86 186H87V184H86ZM86 186H85V190H86ZM106 186H107V185H106ZM106 186H105V187H106ZM111 186H112V185H111ZM111 186H110V187H111ZM116 186H120V187H123V188L126 187V185H125V186H122V184H117ZM140 186H141V185H140ZM160 186H159V187H160ZM162 186H163V185H162ZM175 186H176V185H175ZM195 186H196V185H195ZM197 186H198V185H197ZM206 186H207V187H206ZM225 186H226V185H225ZM227 186H229V185H227ZM235 186H236V185H235ZM5 187H6V185H5ZM8 187H9V186H8ZM15 187H14V185H12V189H15ZM42 187H43V186H42ZM73 187H74V186H73ZM105 187H104V190L106 189ZM108 187H109V186H108ZM173 187H174V186H173ZM188 187H190V184H189ZM188 187H186V188H188ZM200 187L203 188V186L199 185L198 188H200ZM208 187H209V188H212V190L209 189ZM219 187H220V186H219ZM219 187H218V189H219ZM221 187H222V186H221ZM223 187H224V186H223ZM6 188H7V187H6ZM25 188H26V187H25ZM30 188H29V189H30ZM40 188H41V187H40ZM40 188H38V189H40ZM45 188L48 189L47 187H44V191H47V192H48L49 190H46ZM59 188H60V187H59ZM74 188H75V187H74ZM79 188H80V187H79ZM83 188H84V186H83ZM149 188H148V189H149ZM151 188H152V185H151ZM160 188H161V187H160ZM163 188H164V187H162V189H163ZM166 188H167V187H166ZM184 188H185V187H184ZM194 188H195V187H194ZM231 188H232V187H231ZM10 189H11V186H10ZM12 189H11V190H12ZM22 189H23V188H22ZM32 189H33V187H32ZM35 189H37L36 186H35ZM67 189H68V188H67ZM120 189H121V188H120ZM148 189H146L147 192H148ZM154 189H155V188H154ZM200 189H201V188H200ZM2 190H4V191H3L4 194H7L8 189L5 190V189L3 188ZM19 190H20V189H19ZM25 190H26V189H25ZM53 190L55 191L56 189L54 188ZM57 190H62V189H57ZM63 190H64V189H63ZM82 190H83V189H82ZM82 190H81V192H82ZM101 190H102V189H101ZM116 190H117V189H116ZM126 190H127V189H126ZM146 190H145V192H146ZM155 190H156V189H155ZM164 190H165V189H164ZM164 190H163V191H164ZM188 190H189V189H188ZM188 190H186L187 192L184 191V192L186 193V195L189 194V193H188ZM190 190H191V189H190ZM41 191H43V190H41ZM41 191H40V192H41ZM44 191L41 192V193H45V196H46L47 194H49V192L47 193V192H44ZM73 191H74V190H73ZM123 191H124V189H123V190L121 189V193H122ZM149 191H150V190H149ZM151 191H152V189H151ZM192 191H193V190H192ZM202 191H203V189H201V191L199 190V192H201V194L204 192V191H203V192H202ZM213 191H214V192H213ZM221 191H222V190H221ZM223 191H224V190H223ZM35 192L38 193V190H35ZM40 192H39V193H40ZM56 192L58 193V191H56ZM83 192H84V191H83ZM94 192H95V191H94ZM103 192H104V191H103ZM147 192H146V193H147ZM155 192H156V191H155ZM161 192H162V191H161ZM161 192H160V193H161ZM189 192H190V191H189ZM195 192H196V191H195ZM46 193H47V194H46ZM60 193H61V192H60ZM60 193H59V194H60ZM105 193L107 194L108 191L105 192ZM152 193H154V192H152ZM156 193H157V192H156ZM214 193H215V194H214ZM50 194H51V193H50ZM50 194H49L48 198H50ZM55 194H56V193H55ZM62 194H63V195H62ZM64 194H65L64 192L61 193L62 196H64ZM71 194H72V192H71ZM109 194H110V193H109ZM123 194H125V192H124ZM123 194H122V195H123ZM192 194H193V193H192ZM40 195H41V194H40ZM43 195H44V194H43ZM43 195H42V197H43ZM202 195L204 196V194H202ZM220 195H222V192H220ZM5 196H6V195H5ZM53 196H54V201L58 202V205H59V204H62V201H60V200H59L60 198H58V197H60V195L57 194V196H56V195H53ZM190 196H191V195H190ZM6 197H7V196H6ZM8 197H10V196L8 195ZM11 197H13V196H11ZM39 197H40V196H39ZM56 197H57V198H56ZM64 197H65V200H67V199H66V196H64ZM196 197H197V196H196ZM200 197H201V196H200ZM205 197L207 198V196H205ZM46 198H47V196L45 197V199H46ZM55 198H56L58 201H57ZM61 198H62V197H61ZM215 198H217V196H216ZM9 199H10V198H9ZM9 199L6 198V200L4 199V201H6V203L8 204V202L10 201ZM33 199H34V198H33ZM42 199H44V198H42ZM192 199H195V198H193V196H192ZM199 199H200V198H199ZM7 200H8V201H7ZM25 200H26V199H25ZM27 200H29V199H27ZM30 200H32V199L30 198ZM30 200H29V201H30ZM65 200H63V201H65ZM20 201H21V200H20ZM34 201H35V199H34ZM34 201H33V203H32V206H33V204L35 205ZM42 201H43V204L46 203V202H44V200H40L39 202L42 203ZM45 201H46V200H45ZM54 201H53V204L56 203V202H54ZM68 201H69V200H68ZM23 202H27L28 204H27V203H23ZM31 202H32V201H31ZM50 202H52V200H50ZM59 202H61V203H59ZM21 203H22V204H21ZM29 203H30V202H28V201H22V202H20V204H19V202H18L17 204H19V205H23V206H24L25 204H27V207H28ZM63 203L65 204V202H63ZM67 203H68V202H67ZM15 204H16V203H15ZM39 204H40V203H38V206H39ZM53 204H52V205H53ZM64 204H62L61 207H62V206L64 207V206H65ZM45 205H46V204H45ZM47 205H49V203H48ZM8 206L11 207V204H9ZM38 206H37V207H38ZM56 206H57V205H56ZM56 206L54 205L53 208L55 209ZM59 206H60V205H59ZM134 206H135V205H134ZM190 206H191V205H190ZM21 207H22V206H21ZM24 207L26 208V205H25ZM135 207H137V206H135ZM193 207H194V206H193ZM198 207H199V206H198ZM25 208L23 209V211L21 210L22 208L20 209V210L22 211L23 215L26 214L25 211L27 210V208H26V210H25ZM28 208H29V207H28ZM137 208H138V207H137ZM200 208H201V207H200ZM214 208H215V207H214ZM0 209H3V208L0 207ZM10 209L12 210V208H10ZM16 209L18 210L19 207L13 209L11 212L13 213L14 211H17ZM37 209H38V208H37ZM197 209H198V208H197ZM202 209H204V208H202ZM204 210H205V209H204ZM18 211H19V210H18ZM40 211H42V210H40ZM100 211H101V210H100ZM30 212H31V211H30ZM30 212H29V213H30ZM42 212H43V211H42ZM58 212H60V210H59ZM200 212H201V211H200ZM22 213L20 214V211H19V213L17 212L16 214H20V215H19V216L17 215V217H15V218L18 219V217L23 216ZM29 213H27V214H29ZM104 213H105V212H104ZM16 214H14V215H16ZM27 214L24 215L26 219H27V217H28ZM30 215H31V214H30ZM100 215H101V214H100ZM100 215H98V216H100ZM102 215H103V214H102ZM24 216H23V217H24ZM26 216H27V217H26ZM203 216H205V215H203ZM69 217H70V216H69ZM29 218H30V217H28L27 220H29ZM97 218H98V217H95L94 219L97 220ZM114 218H115V216H114ZM22 219H23V218H22ZM88 219H89V218H88ZM118 219H119V218H118ZM255 219H256V218H255ZM259 219H260V218H259ZM11 220H12V219H11ZM23 220H25V219H23ZM23 220L21 221L22 223L24 222ZM90 220H91V219H90ZM14 221H16V222L18 221V222H19V220H14ZM69 221H70V220H69ZM85 222H86V221H85ZM85 222H84V223H85ZM90 222H91V221H90ZM97 222H98V221H97ZM97 222H96V223H97ZM248 222H250V221H248ZM258 222H259V221H258ZM258 222H257L256 220L254 221V219H253V220L250 222L251 224H246V225H248V226H247L248 228H252V229H253V227H254V228L258 227V229H259L258 232H259V231H260V228H261V225L259 226V223H260V222H259V223H258ZM19 223H20V222H19ZM26 223H27V222H25V225L27 226ZM32 223H33V222H32ZM93 223H94V222H93ZM96 223H94V226H95ZM121 223H122V222H121ZM253 223H254V224H253ZM17 224H18V223H17ZM28 224H31V223L28 222ZM33 224H34V223H33ZM36 224H37V223H36ZM49 224H50V223H49ZM89 224H92V223H89ZM89 224H88V225H89ZM97 224H98V223H97ZM20 225H21V224H20ZM25 225H24V226H25ZM31 225H32V224H31ZM31 225H28V227L31 226ZM62 225H63V224H62ZM79 225H80V227H82V226L84 227V225H86V224H84V225H82V226H81V224H79ZM88 225L85 226V227H89V226H91V225H89V226H88ZM231 225H232V224H231ZM231 225H229V226H231ZM249 225H250V227H249ZM17 226H18V225H17ZM24 226H22V227H24ZM26 226H25V228H26ZM32 226H33V225H32ZM92 226H93V224H92ZM94 226H93V227H94ZM101 226H102V224H101ZM105 226H107V225H105ZM114 226H115L116 228H120L118 222H115V220H114ZM120 226H122V224H121ZM57 227H58V225H57ZM63 227H64V226H63ZM93 227H92V228H93ZM95 227H96V226H95ZM109 227H111V224H110ZM109 227H108V228H109ZM125 227H126V226H125ZM125 227H124V228H125ZM128 227H129V226H128ZM243 227H244V226H243ZM1 228H2V227H1ZM61 228H62V226H61ZM99 228H100V226H99ZM106 228H107V227H106ZM112 228H114V227L112 226ZM112 228H110V229H112ZM116 228H114V230H116ZM248 228H247V229H248ZM263 228H264V226H263ZM80 229H81V228H80ZM87 229H90V228H87ZM102 229H103V228H102ZM104 229H105V228H104ZM121 229H122V228H121ZM121 229H119V230L122 231ZM243 229H245V231L247 230L246 228H243ZM66 230H67V228H66ZM66 230H65V231H66ZM68 230H69V229H68ZM75 230H76V229H75ZM75 230L73 229L71 232L74 231L73 233H76ZM82 230H83V229H81V231H82ZM92 230H93V229H92ZM92 230H91V231H92ZM123 230H124V229H123ZM153 230H154V229H153ZM262 230H263V229H261V234H262ZM22 231H23V230H22ZM69 231H70V230H69ZM76 231H77V230H76ZM86 231H87V230H86ZM99 231H100V230H99ZM120 231H119V232H120ZM245 231H244V232H245ZM250 231L252 232V230H250ZM23 232H24V231H23ZM25 232H26V231H25ZM82 232H83V231H82ZM84 232H85V231H84ZM84 232H83V233H84ZM87 232H88V231H87ZM87 232H86V233H87ZM94 232H95V231H94ZM94 232H93V233H94ZM100 232H101L100 235H101V234L103 235L102 231H100ZM115 232L118 233V231H114V233H115ZM133 232H134V231H133ZM154 232H155V231H154ZM29 233H30V234H27V235H30V236H31V232H29ZM124 233H125V232H124ZM155 233H156V232H155ZM216 233H217V232H216ZM216 233H215V234H216ZM259 233H260V232H259ZM3 234H4V233H3ZM3 234H2V235H3ZM25 234H26V233H25ZM33 234H34V233H33ZM80 234H81V233H80ZM89 234H91V233H89ZM96 234H97V233H96ZM98 234H99V233H98ZM130 234H131V233H130ZM215 234H214V236H215ZM37 235H38V232H37ZM70 235H71V234H70ZM85 235L87 236V237H86L87 239L91 238V237L88 236V234H85ZM118 235H119V233H118ZM124 235H125V234H124ZM248 235H250V234H248V233L245 234V237L248 236ZM252 235H254V234H251L250 237H251ZM263 235H264V233H263ZM113 236H115V234H114ZM113 236H112V237H113ZM125 236H126V235H125ZM155 236H156V235H155ZM214 236L212 235V242H213V240H214V239H213ZM27 237H28V236H27ZM35 237H36V236H35ZM41 237H42V236H41ZM41 237H40V238H41ZM83 237H84V235H83ZM92 237H95V235L92 236ZM98 237H99V236H98ZM101 237H102V236H101ZM109 237H111V236H109ZM127 237L129 238V236H127ZM138 237H139V236H138ZM231 237H232V236H231ZM248 237H249V236H248ZM43 238H44V237H43ZM72 238H73V237H72ZM72 238H70V239L72 240ZM79 238H80V237H79ZM86 238H85V239H86ZM123 238H124V236H123ZM152 238H153V236H152ZM254 238H256V237H254ZM263 238H264V236H263ZM81 239H82V238H80V241H81ZM157 239H158V237H156L155 241H156ZM3 240H4V239H3ZM37 240H38V239H37ZM66 240H67V239H66ZM133 240H134L135 242H138V240H137L136 238H134ZM140 240H141V239H140ZM150 240H151V239H150ZM253 240H255V239H253ZM256 240H257V239H256ZM256 240H255V241H256ZM91 241H92V240H91ZM141 241H142V240H141ZM151 241H153V239H152ZM151 241H150V242H151ZM8 242H9V241H8ZM12 242H13V241H12ZM40 242H41V241H40ZM40 242H39V243H40ZM42 242H43V241H42ZM89 242H90V241H89ZM131 242H132V241H131ZM144 242H145V241H144ZM150 242H149V243H150ZM208 242H209V241H208ZM242 242H243V240H242ZM244 242H245V241H244ZM248 242H249V241H248ZM37 243H38V242H37ZM43 243H45V241H44ZM94 243H95V242H94ZM146 243H147V242H146ZM167 243H168V242H167ZM45 244H46V243H45ZM57 244H58V243H57ZM63 244H64V243H63ZM66 244H67V243H66ZM152 244H153V243H152ZM156 244H157V243H156ZM209 244H211V243H209ZM7 245H8V244H7ZM80 245H81V244H80ZM97 245H98V244H97ZM149 245H151V243H150ZM166 245H167V244H166ZM171 245H172V244H171ZM0 246H1V245H0ZM12 246H13L12 244H11L10 246L8 245V248H9V247L11 248ZM93 246H96V245H93ZM132 246H133V248L135 247L134 250H136V246L138 247V245L134 246V244H133ZM152 246H154V245H152ZM84 247H85V246H84ZM105 247H106V246H105ZM109 247H110V246H109ZM145 247H146V246H145ZM160 247H161L160 249L162 250V246H160ZM167 247H168V246H167ZM10 248H9V249H10ZM149 248H150V247H149ZM149 248H148V249H149ZM92 249H93V248H92ZM141 249H142V252L139 250V248L137 249L140 255L144 253L145 248H144V247H141ZM146 249H147V248H146ZM155 249L158 250L157 247H156ZM71 250H73V249H71ZM134 250H133V253H134ZM149 250H150V249H149ZM156 250H155V252H156ZM161 250H160V251H161ZM164 250H165V249H164ZM102 251H103V250H102ZM102 251H99V250H98L97 253H96V257H97V259H98L99 261H102V260L104 259V255H103V252H102ZM160 251H157V252H156V255H157V253H160ZM184 251H185V249H184ZM203 251H204V250H203ZM203 251H200V252H203ZM73 252H75V251H73ZM95 252H96V251H95ZM104 252H105V251H104ZM135 252H136V251H135ZM170 252H171V251H170ZM204 252H205V251H204ZM153 253H154V251H153ZM162 253H163V252H162ZM166 253H167V252H166ZM0 254H1V253H0ZM104 254H105V253H104ZM151 254H152V253H151ZM151 254H150V255H151ZM163 254H165V253H163ZM169 255H174V258H175V256H178V257H179V254L177 255V252H176V253H175V252H171ZM73 256H74V254H73ZM73 256H72V257H73ZM92 256H93V255H92ZM159 256L161 257V255H159ZM186 256H187V255H186ZM186 256H184V257H185V260H186V258H187V261H188V257H189V256H188V257H186ZM200 256H201V255H200ZM200 256H199V257H200ZM205 256H207V254H206ZM138 257H139V256H137V258H138ZM156 257H157V256H155V258H156ZM163 257H164V256H163ZM184 257H183V254H182V257H181L182 260H183ZM193 257H194V256H193ZM201 257H202V256H201ZM7 258H9V257H7ZM75 258H76V257H75ZM77 258H79V256H78ZM112 258H113V257H112ZM137 258L135 257L136 260H137ZM149 258L152 259V255L149 256ZM155 258H154V259H155ZM181 258H180V260H178L177 258L173 259V257H172L173 260H176V259L178 260V263L176 262L177 260L174 261L173 263H175V264H176V263L179 264V263L182 261ZM207 258H208V257H207ZM1 259H2V258H1ZM1 259H0V261H1ZM117 259H118V258H117ZM146 259H147V258H146ZM151 259H150V260H151ZM154 259H152L151 262H154V261H153ZM196 259H197V258H196ZM200 259H201V258H200ZM212 259H213V257H212ZM3 260H4V259H3ZM5 260H6V259H5ZM5 260H4V261H5ZM13 260H14V256H13ZM115 260H116V258H115ZM118 260H119V259H118ZM133 260H134V259H133ZM158 260H159V259H158ZM163 260H164V259H163ZM163 260H162V261H163ZM202 260H203V259H202ZM4 261H3V262H4ZM74 261H76V260H74ZM113 261H114V260H113ZM140 261H141V260H140ZM140 261H138V262H140ZM196 261H198V260H196ZM1 262H2V261H1ZM1 262H0V263H1ZM10 262H11V260H10ZM148 262L150 263L149 259H148ZM171 262H172V261H171ZM189 262H190V260L188 261V264H189ZM173 263H171V264H173ZM182 263L187 264V262H186V263H185V262H182ZM203 263H204V262H203ZM3 264H4V263H3ZM13 264H14V263H13ZM96 264H97V262H96ZM152 264H153V263H152Z\"/></svg>",
	"mask_w": 264,
	"mask_h": 264
}]
</instances>
